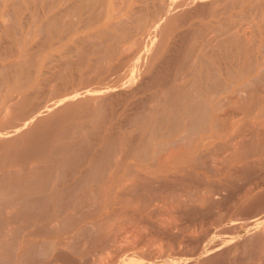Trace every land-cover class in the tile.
Listing matches in <instances>:
<instances>
[{"label":"rangeland","instance_id":"rangeland-1","mask_svg":"<svg viewBox=\"0 0 264 264\" xmlns=\"http://www.w3.org/2000/svg\"><path fill=\"white\" fill-rule=\"evenodd\" d=\"M13 3H16L15 4L16 9L14 8V5L12 6ZM161 4L164 6V8L160 7ZM8 5L10 7H7ZM160 9L164 12H161ZM132 11L133 13L134 12L135 13L131 14ZM8 12L10 14H8ZM4 14L7 15L6 18ZM133 15L137 16L135 17V19L139 21L138 24H137V20H135L134 18L133 19L135 21H133L132 19V17H134ZM148 15H151L150 18H148ZM51 17L54 19L52 20ZM156 17H158V19ZM139 19H143V20H139ZM151 19L152 21H155L153 24ZM46 20L47 22H49V24L46 22ZM119 20H121V22ZM134 22H136V24ZM141 22L144 24H142ZM141 24L142 26H139ZM233 24L234 26H232ZM240 24L244 25L243 28H245V30L242 27H240L241 26ZM150 25L152 26L154 25V27H151ZM227 26H229L230 28ZM237 26L240 27V29H238ZM139 27H141V29H139ZM227 28L231 29V32L227 31ZM138 30L141 31L138 32ZM215 30L217 31L219 30V32L216 31L217 32L216 34L218 35L219 33L222 39L226 35L225 38L228 40L225 39L226 41L221 43L223 46L220 45L219 41L221 38L218 37L219 35L217 36L213 34L215 33L214 32ZM225 30L227 31L228 34H226ZM240 30H243V32H241L242 34L239 32ZM236 31L237 33H239L240 37L242 36L241 38L239 37L240 39L242 40L245 39L247 41L249 38L252 41L248 42L247 44L246 41H240V39H237L238 34L237 37L235 36ZM222 32L224 36L221 35ZM233 32H234L233 36H235L234 38H232L233 36L230 37L231 34H233ZM246 32L248 34L251 33L249 34V37H247V39L244 36V35L246 36L248 35ZM125 34L126 35L131 34L130 35L131 39L130 36L129 37L127 36L126 38ZM90 35H94V36L96 35V36L91 37ZM228 35H230L229 37L233 41H229L230 38H227ZM216 37L218 38L216 39ZM125 38L127 39V41H125ZM218 39L219 41L217 42ZM263 39H264V0H102V3L100 0H94V1L93 0H0V67L1 66L4 67V71L0 70V76L3 74L1 77L3 78L5 76L4 78H6V80L4 78L2 80V78L0 77L1 78L0 106L1 107L3 106V108L0 107L1 109L0 126L4 125V123H6L7 125H9L10 123L13 124L14 117H15V124L16 123L18 124L17 126L13 125L14 126L13 128L16 127V129L14 130H11L13 129L11 127L12 124L9 125L11 127L9 133L11 135L7 132V130H9V126L5 124L7 126V127L5 126L6 128L0 127V134L2 133L1 134L2 137H0V160H2L0 161V163L2 164V167L0 166V174H1V178L2 176H4L3 178L7 180L6 177H9V173L10 171H12L10 170V168L14 170L16 168V171L18 168V172L20 171L21 174L18 173V176L16 174L14 178L20 177L18 179H15V180H19V183L16 185L17 187L20 185L19 188L21 187L23 188L19 189L16 186H13L17 188V189L13 188L17 192L15 193L14 192L15 190L13 191L11 188L10 194L12 196L14 194L17 196L18 193L19 195L20 193L25 194L22 196L21 195L17 196V197H21V199L20 198L19 199L22 200L19 202L20 204H18L19 200L16 199L15 195L13 196L14 199H12L10 195H7L10 192V190L8 191V189H10L9 187L11 184L10 181H8L11 180L10 177L7 180L8 182L6 183L7 185L4 182L0 181L1 183H4V185L2 184L3 187L0 188L6 190L4 192L5 195H7V197L9 196L11 198L10 202L12 201L15 202V204L13 202L14 204L13 206L8 200L9 197L7 199L6 196L3 194V191L0 190L2 191V193L0 192V203L2 204V202L4 201L5 204L7 203L9 205V206H6L7 204L5 205V210L9 209V207L11 206V209L8 210V214L6 215L5 213H7V210L3 211L2 209L4 208V205L2 204L3 205L2 208V205L0 204L1 206L0 211H2L0 212V221L2 220L10 221L11 224H14L12 225L11 228L7 225L8 222L7 223L2 222V224L0 222V244L4 245V247L0 245L1 264L8 263L10 257L12 258V256L15 257H13L11 259L12 261L10 260L11 262H9L8 264L10 263L15 264L16 261L17 264L20 263L19 261L23 260L22 258L23 252L27 251L24 249L30 248L29 245L31 244V241L32 243L33 241L35 242L33 243L34 245L31 244V248H33L34 250L30 248V252L29 250L27 251L31 253V255L25 252L24 254L26 255L23 256L25 262H22L20 264L23 263L30 264L31 262H32L31 264H78V263L93 264V257L97 255H99L97 256L98 258L96 257L97 263L94 264H104V263L107 264V262H109V264H132V263L134 264H264V255H263L264 239H262L264 236V207H262L264 206V103H263L264 101V68H263L264 40ZM237 41H240V45L244 46V47H240L241 50L239 49L240 45L238 46L239 42L237 43ZM215 43H217L218 45L217 50L218 51L220 50L219 52L217 50H214L217 48L216 47L217 45ZM212 45L214 46L213 48ZM226 46H230L229 47L230 55H228V47L226 48ZM232 46L236 48L231 49ZM122 47L123 49H121ZM226 49H227V54H226ZM213 50L215 52H213ZM221 50H224V52H222ZM233 50L236 52V54L234 53ZM212 52L214 53V58L212 56L213 54ZM222 53H224L225 55V56L223 55L224 57L221 56ZM8 54L9 56L12 55L11 56L12 58L7 56ZM111 54L114 55L111 56ZM233 55L237 57H234ZM245 56L246 57L248 56V58L250 57L251 59H248ZM19 58L20 61L18 60V62H20V64L18 62H17L18 64L16 63L19 67L17 66L16 67L18 68L21 77L22 76L25 77L26 75L24 74L26 73L27 74L26 77L28 78L29 76L31 77V75L28 74L33 73L32 74L33 77L28 78L32 80V81L30 80L31 83L29 82V84H27L28 82L23 81L24 79H21L16 67H12L13 66L12 63L14 62L13 64L15 66V62ZM22 59L26 60V62L24 61L21 62ZM118 61H120L121 65L119 64ZM21 63L23 64V68L20 67ZM7 64L9 66L11 65V67L8 68V66H6ZM30 64H31V69L32 70L34 69L32 73H29L30 68L28 69V66H30ZM114 64L116 66V67L114 66L115 69L113 68ZM26 65L27 67H25V71H24L23 69L24 66ZM246 65L247 67L245 68ZM243 66L245 70H243L244 69ZM3 67L0 69H3ZM106 67L107 69H105ZM118 67L121 70L123 68L124 69L120 71ZM11 68H13L14 73L12 72ZM239 68L243 70L241 73L239 72ZM260 68H262L263 70ZM110 69L111 70L114 69V71H111ZM209 69H211L212 70L211 72H214L216 75L213 76L214 74L212 73L211 76H213L212 77L213 80L217 79V82H219L220 84L224 83L223 84L224 86L223 85L220 86L221 89L223 86L224 92L221 91L222 93H219L220 89L216 91V89L219 87L217 86L218 84L216 85V83H214V81L213 83L217 87L215 86L216 89L215 87L214 89L211 87L214 90V92H209L210 85L214 86L211 81L212 79H210L211 84L208 81V75L211 74V73L209 74L210 71L208 72ZM6 70H9L11 73L7 72ZM109 73H113V74H109ZM14 74H17L18 76ZM204 74L206 75V77L203 76ZM196 75L198 77L200 76L199 80L198 77H196ZM257 75L258 76L261 75V77L259 78ZM211 76H209V78H211ZM7 77L9 78L7 79ZM12 77H15V80L17 78L18 81L13 80ZM201 77H205L206 81L204 79L201 80L202 79ZM252 77L255 78L258 77L259 79L254 78L257 81L250 83L249 81L253 79ZM106 78L108 80L110 79V81H108ZM19 79L22 81H19ZM103 79L106 80L103 81ZM207 81L209 82L210 85L208 84ZM15 82L16 84L17 82L18 84L21 82V84L24 86L22 87L21 84L19 85L17 84L22 88L20 87L16 88ZM23 82L26 83L27 87H25L26 85L23 84ZM11 83L12 85H14L13 88L11 87L12 86ZM243 83H245L246 85L249 84L248 85L249 87L248 86L245 87L244 86L245 84ZM207 84L209 85L208 88L206 87ZM227 84L231 85L230 88L227 87L228 86ZM240 85H243L244 88L247 89L246 90L243 89V86ZM82 87H84L83 88L84 90L81 89ZM227 88H229V91H227L228 90ZM14 89H16V91ZM88 89L91 90L89 91ZM76 90L78 93L76 92ZM122 90L125 91L122 92ZM244 90L245 92H242ZM61 91L63 93H60ZM119 91L121 93H119ZM238 91L240 93L242 92V94L240 95ZM187 92L191 95L192 94L195 95L196 97H200L197 99H202L203 102L206 101L208 106H205L207 104L205 102L204 105L202 100H200V104H198L199 101L195 99L196 97L193 98V96H190ZM215 92L217 93V95L215 96V98L213 96L212 99L211 96L214 95ZM236 92L238 93L237 95L238 98L235 96ZM53 93L55 95V96L53 95L54 98L51 97L52 96L51 94ZM111 93L114 94L112 95ZM116 94H118L120 97L117 96ZM180 94L182 96H180ZM186 94L190 98H188ZM107 96L110 97L109 100ZM16 97H18L19 99ZM183 97H187L184 98L185 102L183 100ZM48 98L50 102L47 103V105L45 106L44 103L47 102ZM210 98L211 101H209ZM229 98L231 99L229 101L230 103H228L227 101ZM56 99L61 101V103ZM101 99L102 100L104 99L103 103H101L102 102ZM190 99L194 100V102L192 100V103H195V101H197L196 103L197 106L195 105L196 108L194 106L195 109L199 107L198 109L202 110L204 107L202 108L201 104L203 103L202 105L205 106L204 108L205 111L204 110L203 111L206 113H203L202 111L199 112L198 109L195 111V109L193 108L194 109L193 112L196 113L197 115L195 116L194 113L191 114L192 109L189 110V108L186 106L188 105V103H191ZM222 99L224 100L222 101ZM225 99L227 101L226 105H224L226 102ZM238 99H239V103H237ZM220 100L222 101L221 103L219 102ZM11 101H12V106L14 104V106L16 107L13 109L12 107L11 108L9 107L10 109H12L10 111L8 109V106L5 105L7 104L10 105ZM73 101H74V105H73ZM94 101H96V103ZM105 101L108 102V104H106ZM17 102H19V104ZM67 102L68 103L70 102L68 104L69 106L66 105ZM81 102L84 104L82 105ZM231 102L233 103L236 102V103L232 104ZM77 103L79 104V106ZM91 103L93 105L95 104V107ZM109 103L111 104L109 105ZM36 104H39V106L43 104L44 106L42 105L40 106L42 108H40ZM191 104L189 107H192ZM35 105H36L35 107L36 109L34 108ZM214 105H216V107ZM18 106L22 114L24 115L21 114L19 108H17ZM171 106L173 108H171ZM32 107L33 110H31ZM61 107H63L64 109ZM71 107H74L76 111ZM206 107H208V111ZM92 108L95 109L97 108V109L94 110ZM187 108L188 111H186V113L190 112L191 114V116H189L190 114L188 115L187 113L188 117L184 115L185 114L184 112L185 110H187ZM15 109L16 112L14 111ZM34 109L36 111H34ZM41 109L43 110L39 111ZM164 109L165 112H163ZM4 110L5 111L7 110L6 111L7 113L10 111L11 114L10 113L7 114ZM25 110L27 112L23 113V111ZM166 111H168L170 114L167 113ZM197 111L199 114L197 113ZM96 112L99 114V116L97 115ZM201 112L203 114H201ZM85 113L87 114L85 115ZM89 113L92 117L89 115ZM173 113L176 114L179 118H177L176 115L174 116ZM233 114L235 117L233 116ZM3 115H5V118L3 117ZM84 115L86 118L84 117ZM161 115L165 116L166 119L164 117H163L164 119L161 118ZM198 115L199 116L202 115L205 119H207V121H205L203 117L198 118ZM210 115H213V119H215L216 117L218 121L214 120L213 123V119L212 117H210ZM10 116L11 118L13 117L12 119L13 122L12 120H10ZM21 116L24 117L22 118ZM82 116L84 117V119ZM93 116L98 117V119L97 118L95 119L98 122L93 119ZM168 116H172V117H168ZM1 117H3L4 119H1ZM189 117L190 118L192 117L194 122L189 121L188 119ZM91 118L93 119L92 123L97 122L96 123L97 127L94 125V123H93L94 127L92 126ZM175 118L179 120H175ZM42 119H44L43 122H39ZM49 119L51 120V123L54 120L53 123L48 125L49 123L47 122L46 125L43 126L42 123H44L45 120L50 121ZM87 119L88 120L91 119V120L87 122L88 121ZM159 119L163 121L161 122ZM194 119L196 120L200 119V121H197L198 123H196ZM201 119H204L202 120L203 122H201ZM57 122H58L57 124L58 127L56 125ZM176 123H178L177 126H174ZM193 123L194 125L195 123L197 124V126L195 125L196 127L195 129L193 128L194 127ZM204 123L207 126H204ZM222 123L224 124V127L227 128L226 129L227 132L219 134L221 130L224 129L223 131H225V128L223 127ZM21 124L24 125L21 126ZM39 124L43 126L42 130L46 126V128L44 129L45 133L42 132L43 134H40L41 132H39V129L41 127L39 126ZM54 124L55 127L52 126L54 127L52 128L51 125ZM84 124L85 125L91 124L92 127L91 126L88 127V125L84 126ZM170 124L171 126H174L171 127V130H170ZM37 125L39 126V128ZM80 126L85 128H81ZM142 126L144 128H141ZM181 126L182 129H180ZM191 126L194 130H192ZM86 127H88L89 129ZM188 128H191V130L186 131V129L188 130ZM46 129H48L47 131L50 130V133L52 134H49L46 131ZM82 129L88 133L86 134ZM85 129L88 131H86ZM51 130L54 132H51ZM169 131L170 134L172 135L169 134ZM83 132L85 134H82ZM6 133L7 136L4 135ZM21 133H23L22 136ZM182 133L184 134L186 133V134L184 135ZM179 134H182V136H180ZM10 137H12L13 139ZM128 138L130 140H128ZM181 138H183L185 142ZM24 139L25 140L27 139L28 142L27 140L25 141ZM140 139L142 141L145 140V143L147 144L148 147L149 146L152 147L153 145H154L153 147H155L156 144L154 143H157L158 148L157 147L155 148H157L158 150L159 147H162V149L160 148V150L158 151H156L155 149L154 152L152 147L149 148L150 149L149 150L148 148H145L146 144L142 142ZM29 140L33 142L34 146L31 145V143H29L31 142ZM133 140L135 142H133ZM228 140L232 141L233 143L228 142ZM20 141H22V143ZM24 141L26 144L24 143ZM173 141L175 142L170 143ZM51 142H53L55 145L57 144V146L53 145L54 146L53 147ZM107 142L110 145H108ZM121 142L123 145L127 143V145H124L125 147L123 146L125 149L127 148L126 151L128 152L131 151L129 150L130 148L133 151H136L135 148H137L138 151L141 152L137 151L139 153L138 154L137 152L131 151L132 154H134L135 156L129 152L130 155L129 158H127L124 161L126 152L124 151V148L120 147ZM147 142L149 143V145ZM234 142L236 144H234ZM49 143L51 145H49ZM65 143H66V147L64 145ZM133 143H135V145ZM187 143L189 144L191 143L189 145L190 148L186 147V145H188ZM40 144H42L41 148L44 150L40 148ZM141 144H145V146H142ZM179 144H183L184 146L182 145L181 146L182 148H180ZM198 144L200 145L198 146ZM237 144L238 146H236ZM77 145H79V147H77ZM88 145H90V147L92 148L90 147L88 148ZM128 145H130V147ZM30 146H33L35 149H33ZM36 146L40 148L41 150L40 152H42L41 154L39 152V148L36 149ZM49 146H52V151L56 150V152L55 151L52 152ZM69 146L70 147L75 146L73 147L74 148L73 151L75 153H73V151L71 150L73 148L72 147L70 148ZM106 146L108 148L107 150H106ZM28 147L32 148L33 150H36L37 152H39L40 155L38 154L39 156H36L35 155L37 154L36 151L33 152L32 149L29 150ZM61 147L62 149L64 148L63 151L66 150V153L65 151L62 152ZM81 147L84 148L82 149ZM117 147L120 150L116 149ZM143 148L149 150L150 152L146 150L143 151ZM179 148L180 151L177 150ZM228 148H231V150ZM68 149H70L71 151ZM76 149H78V151ZM85 149H87L89 152ZM99 149L101 150L99 151ZM121 149L123 150L122 152H120ZM170 149L171 152L172 150H174L175 153L177 151L178 153H180L179 155L176 154L175 156L179 159L178 164L176 162L175 164H173L174 162L172 163L169 162L170 161L169 159H173L174 161L176 160V158H174L175 154H173L172 157L170 156L172 153L170 154L168 153ZM22 150H26V151L22 152ZM27 150L33 154L29 153ZM82 150H85L86 152ZM102 150L104 152L101 153ZM116 150L119 153H115ZM185 150H189L190 152L187 151L188 152L187 153ZM25 152L26 154L27 153L31 154V155L27 154L30 157L32 155L35 156L31 157L32 159H29L30 157L28 158ZM50 152L54 153V156ZM71 152L72 155H70ZM83 152L86 154L82 155ZM152 152L156 154H151ZM234 152L236 153V155ZM140 153H142V155ZM232 153H234V156L232 155ZM7 154H10V156L13 154L14 156L10 157ZM51 154L53 157L51 156ZM117 154H123L125 156L122 157L121 155L120 156L121 159L117 160V158H119V155ZM166 154L170 156V158H166L169 160V161L167 160L169 163L166 162L165 156L168 157ZM182 154L184 155L180 157V155ZM20 155L24 157L23 160ZM61 155H62V160H61ZM99 155L100 157L103 155L102 158H100ZM139 155L140 157H143L142 159H144V161L139 160L140 159ZM195 155L198 157H196ZM50 156L51 158H49ZM66 156L73 157L71 159L72 160L74 159L73 161H75V163ZM75 156L77 159L75 158ZM113 156L115 158L114 159L115 162L119 161V163H121V161L122 162L124 161L126 164L122 163L123 166L120 164H115V162L113 161ZM18 157L21 158L19 159L21 161L17 159ZM54 157H56V159ZM98 157L100 159H98ZM25 158H28L27 159L28 162L25 160ZM63 158L65 160H63ZM163 159L165 160L163 161ZM51 160L53 161V163ZM56 160L59 161L56 162ZM94 160H97L98 162ZM69 161H72V163H74L75 165L72 164L71 162H70L71 164L69 165ZM111 161H113V163ZM13 162L15 164H13ZM59 162H64V163H62V166L58 168L57 163L59 164ZM110 162L114 165H112ZM161 162L165 164H162ZM30 163L31 164L34 163L33 168L37 169L35 170L36 173L33 172V174L36 177L42 175L39 174V170L40 173L42 172L44 174L41 176V179H39L40 182L37 180L38 178H36L35 180L33 174L32 175L26 174L29 173L30 171V170L27 171V168L31 169V167H28L31 165ZM93 163L95 165L97 164V166H94ZM27 164L28 166L26 167ZM45 164L47 165L45 166ZM64 164L65 167L63 168ZM79 164L81 165L79 166ZM129 164L130 165L132 164L134 168L132 166H131L132 168L129 166L128 169L127 165ZM21 165H23V167L25 168L24 171L26 170V172L21 171L23 170ZM54 165L55 167H53ZM115 165L116 166L118 165L117 169L121 166L120 167L121 171L120 169H118L120 172L117 173L118 170L116 169ZM47 166L50 168V171H47L48 170ZM90 166H92L93 168H91ZM111 166H113L112 169ZM44 168H46L47 170H45ZM54 168L56 169L58 168V169L54 170ZM114 168L117 171H115ZM34 169L32 171H34ZM88 169H89V173H88ZM91 169H93L94 171L92 170L93 171L92 172ZM133 169L135 171H133ZM129 170L133 172H130ZM6 171L9 173H7ZM51 171H53V173ZM113 171L116 172L117 174L115 173L116 175H113L114 173ZM13 172L15 171H12L11 178L14 176ZM50 172L52 173V175L53 174L54 175L52 176ZM124 173H126V175ZM29 175L32 177H30ZM55 175L57 176V178H54ZM112 175L114 177H112ZM50 176H52V178L55 180L57 179L58 182L55 180L51 181L50 179L52 178H50ZM58 177L60 180L58 179ZM33 178L34 181H36V183L33 182L32 180ZM46 180H49L48 183ZM29 181L35 183L36 184L35 187H33L34 184L28 185ZM43 181H45L44 185H42L43 183L41 184V182ZM54 181L57 182L58 185L54 183ZM24 182H27V184ZM15 183L11 185H14ZM46 183L48 186H46ZM109 183L110 185H108ZM24 184L27 187L24 188ZM38 184L42 186H38ZM49 184L51 186H49ZM54 185H56L55 188L58 192H60V195L57 191L52 190L54 188ZM78 185L81 187L79 188ZM105 185H107L108 190H110V187L111 189L114 188L115 192H113L114 190L108 191L107 189H105L106 188V187L104 188ZM44 186H45V190H44ZM93 186H95L96 188ZM101 186H103V190H104L103 192H101L102 189ZM99 187H101V189ZM27 188H29L28 191H26ZM39 188L44 190V191L41 190L43 195L50 194L51 196V197L45 196L46 198L43 200L46 203L43 202L42 200L43 196L39 192L40 190ZM75 188L76 190L78 189V191L76 190L74 191ZM125 188L126 191L128 190L127 192L125 191ZM121 189L122 191L123 190L124 191L122 192ZM47 190L49 192H55V193L51 195V193H49ZM70 190H72L73 193H71ZM85 190H87L88 192L84 193L86 192ZM93 190L95 191L93 192ZM89 191L92 193H90ZM105 192L107 193V195ZM117 192H120L122 194L120 193L118 194ZM124 192L128 193V195L131 196L125 195L126 193ZM39 193L41 195H38ZM94 193H97L98 195L97 194L94 195ZM100 193H102V197L106 196L105 198L101 197L102 201L99 200ZM113 193H116L119 196L117 195L118 196L117 197L114 194V198H113L112 196ZM70 194L71 195L73 194L72 199ZM77 194H79L80 196ZM85 194L87 195L85 196ZM88 195L90 199L88 198ZM92 195H94V197ZM108 195L111 196L109 197L111 199L108 198ZM120 195H124L122 196L124 198L125 196L126 198L127 197L132 198L134 202L128 198L127 200H131L130 203L134 205H131L129 201L126 204L125 202L124 203L121 202L122 205L119 202L116 203V201L125 200L124 198H121ZM1 196H3L5 199L2 198ZM25 196L29 198L23 201V199H26ZM32 197L36 199L32 200ZM61 197L63 198L67 197V199L70 197V199L68 200L66 198L62 199ZM82 197L84 198V203L82 202L83 201ZM51 198H53V200ZM120 198L122 200H119ZM37 199L39 202L37 201ZM60 200L62 201L61 203L62 205L59 203ZM30 201L32 204L30 203ZM94 201L96 204L93 203ZM108 201L110 203H108ZM23 202L25 203L22 204ZM98 202L100 206L98 205ZM88 203L89 204L91 203V205H89ZM27 204L29 205L31 204V205L29 206ZM16 205L17 207H15ZM19 205L20 207L18 208ZM24 205H26L27 208ZM55 205H59V206L61 205L60 207L56 208L57 210L56 213H55V207H56ZM169 205L170 207H166ZM63 206H66V210H64L65 207L63 208ZM76 206H80L81 208ZM128 206H132V207H128ZM21 207H25V209L23 208V210H27V212L25 211L23 212V210L20 209ZM42 207L43 210H41ZM70 207L73 208L71 209ZM104 207L106 209H104ZM89 208L91 209V211ZM159 208H164V209L162 210ZM15 209L17 211H15ZM95 209H97V211H95ZM10 210L11 211L13 210L12 212H14V214H18V215L20 214V217H22L23 215V218H19V216H15L14 219V221L18 218L21 219V221L23 220L21 222L22 224L21 223L17 224L19 219L16 220L15 223H13V219L11 217H14L13 216L14 214H11L12 212ZM28 210H32V212L31 211L29 212ZM61 210L64 211L63 214H61L62 212ZM72 211L74 212L73 213L74 216L72 214ZM125 211H126L125 214L122 213ZM129 211L130 212L133 211L134 213L131 214ZM165 211L167 213L170 212V215L169 213L168 214L166 213L165 215ZM41 212L44 214H42ZM156 212L157 214L161 212V214L159 215L160 217L161 215H163L162 217L165 216L164 218L165 220H163L162 217L160 218L159 215L157 216ZM83 213H85L86 215L89 213V215L86 216L85 214L83 215ZM111 213H113L114 216ZM115 213H117L118 216ZM138 213H140L141 215H139ZM4 214H5V218H4ZM94 214L96 215L94 216ZM122 214H124L125 216ZM38 215L40 216V221L38 218H36L38 217ZM50 215L52 216V218L54 217V215L57 216L59 218L58 221L60 219L61 220L59 222L57 220L53 222L52 220L57 219V217H54V219H52ZM104 215H107L108 218H106V216ZM128 215L129 216L131 215L132 218L129 217ZM44 216L47 217L49 221ZM84 216H86L87 218ZM8 217H10L11 219H8ZM138 217L141 220L138 221L139 219ZM96 219H101V220H97L98 222L96 223L95 222ZM31 220L34 225L33 224L30 225V223H32ZM65 220H67L68 224L63 229L66 223ZM109 220L111 221L109 222ZM24 221H28L29 226L25 225L27 222ZM102 221L104 223L106 222L109 223L103 226L104 223ZM57 222L60 224V227ZM60 222L63 223L61 224ZM170 222H172L171 223L172 225L171 224L168 225ZM160 223H162V225ZM163 223L167 227H165ZM3 224H6L8 227H5V225ZM24 225L27 228L25 227L24 229ZM35 225L37 226V228L35 227ZM3 226L6 228V232ZM49 226L50 227L52 226L51 228H53V230L50 229L51 233L44 232L46 228L47 231H49L50 228ZM72 226L73 227L76 226L75 229L72 228ZM41 227L44 228L42 229ZM61 227L63 230L61 229ZM18 228H20L19 231L22 230L21 228H23L24 232L23 231L19 232L18 230L16 231V229ZM33 229H37L39 232ZM70 229L73 230L71 231ZM95 229L98 230L99 233L95 231ZM106 229L108 230L106 231ZM74 230L76 231V234L77 231H79L77 235L74 234L75 233ZM42 231L43 233L41 234ZM138 231L140 233H138ZM30 232H31V236L29 235L28 236L30 237V239L32 238L31 241L29 240V237L26 235V233L29 234ZM132 232L133 234H131ZM135 232H137L139 235L140 234L145 235L146 241L143 240L145 239V236L143 237L139 236ZM109 233L112 238L115 236V238H113L114 241L109 236ZM82 235L84 238L82 237ZM125 236L129 238H127L126 240ZM130 236L132 237L137 236L135 238L139 240L137 239L135 240L138 241V243L141 242L143 243V241L144 243L142 245L141 244L139 245L137 244L136 241H133ZM260 236H262V238ZM18 237L21 239L20 240L17 239L16 241V238ZM138 237H142V238H138ZM5 238L8 240V244ZM26 238L30 241V243L26 240ZM69 238L71 241L69 240ZM73 238L74 240H72ZM86 238L87 241H84ZM75 239L76 241L77 240L79 241L76 242ZM21 240L22 242L27 241V243L23 242V244H21ZM102 240L105 241L106 243L108 242L109 243L106 245V243L103 242ZM125 240L128 241L127 244H125L126 243ZM140 240L142 241L139 242ZM131 241L134 243L135 246L137 245L136 247L137 250H135L136 249L135 247H132L134 245ZM114 242L117 243L114 244ZM24 244H26V246ZM20 245L21 246L24 245V247H20ZM39 245L40 246L44 245V246L39 247ZM138 245L140 248H138ZM127 246H131V247H128L129 249H127ZM38 247L42 249H39ZM97 247L98 250L96 249ZM14 248H16V250ZM22 248H24L23 251H20L22 250ZM49 248L51 252L50 250L49 252L47 251ZM10 250L11 251L13 250L14 252H11ZM89 250L91 253L94 252L93 254H97V255L93 256L92 254L91 256L90 255L91 253H88ZM120 250L121 252L119 253ZM126 251H128V253H126ZM59 252H61L62 254ZM18 253H20L19 255L22 256L21 257L19 256L17 260ZM38 253L40 254L38 255ZM82 253L83 256H81ZM86 253H88L89 255ZM111 253L113 255H111ZM27 254H29L31 257L29 255L27 256ZM58 254L59 255L61 254L60 255L61 257ZM84 255H88V257H86L87 259H85ZM110 256H112L111 259L109 258ZM85 260L88 261L85 263ZM110 260L112 261L111 263ZM75 261H77L78 263Z\"/></svg>","mask_w":264,"mask_h":264},{"label":"bare ground","instance_id":"bare-ground-1","mask_svg":"<svg viewBox=\"0 0 264 264\" xmlns=\"http://www.w3.org/2000/svg\"><path fill=\"white\" fill-rule=\"evenodd\" d=\"M93 1H94V0H93ZM100 1H101V3H102V0H100ZM91 2H92V1H91ZM171 2H172V1H171ZM174 2H175V1H174ZM15 4H16V3H13V4H12V6L14 5V8H15ZM170 4H171V3H170ZM181 4H182V3H181ZM10 5H11V4H10ZM167 5H168V4H167ZM69 6H71V5H69ZM69 6H67V7H69ZM7 7H10V6L8 5ZM160 7L164 8V6H163L162 4L160 5ZM160 7H159V8H160ZM159 8H158V10H159ZM8 9H9V8H8ZM15 9H16V8H15ZM67 9H68V8H67ZM167 9H168V7H167ZM9 10H10V9H9ZM9 10H8V11H9ZM158 10H157V11H158ZM160 10H161V9H160ZM157 11H156V12H157ZM169 11H171V10H169ZM161 12H164V11L161 10ZM161 12H160V13H161ZM167 12H168V11H167ZM134 13H135V12H134ZM134 13H133V11H132L131 14H134ZM150 13H151V12H150ZM8 14H10V13L8 12ZM151 14H152V13H151ZM154 14H155V13H154ZM156 15H157V14H156ZM4 16H5V18L7 17V15H5V14H4ZM133 16H134V17H132V19H133V18L135 19V17H137L136 15H133ZM150 16H151V15H148V18H150ZM152 16H153V15H152ZM130 17H131V16H130ZM146 17H147V16H146ZM172 17H173V16H172ZM51 18H52V17H51ZM51 18H50V19H51ZM151 18H153V17H151ZM156 18L158 19V17H156ZM161 18H162V17H161ZM173 18H174V17H173ZM53 19H54V18H52V20H53ZM134 19H133V21L137 20V19H135V20H134ZM47 20H49V19H47ZM47 20H46V22H47ZM139 20H143V19H139ZM144 20H145V18H144ZM160 20H161V19H160ZM119 21L121 22V20H119ZM119 21H117V22H119ZM151 21H152V19H151ZM50 22H51V20H50ZM142 22H144V21H142ZM142 22H141V23H142ZM154 22H155V21H152V24H153ZM47 23L49 24V22H47ZM134 23L136 24V22H134ZM138 23H139V21L137 20V24H138ZM142 24H144V23H142ZM142 24L139 25V26H142ZM236 24H237V23H236ZM154 25H155V24H154ZM154 25H153V26L150 25V26H151V27H154ZM160 25H161V24H160ZM160 25H159V26H160ZM240 25H241L240 27H242V28L244 27V25H242V24H240ZM43 26H44V25H43ZM232 26H234V24H233ZM160 27H161V26H160ZM227 27H229V26H227ZM240 27L237 26L238 29H240ZM136 28H137V26H136ZM149 28H150V27H149ZM229 28H230V27H229ZM229 28H227V31H230V32H231V29H229ZM233 28H235V27H233ZM237 28H236V29H237ZM139 29H141V27H139ZM228 29H229V30H228ZM243 29L245 30V28H243ZM139 31H141V30H138V32H139ZM216 31H217V30H215V31H214L215 33H213V34L217 35L216 33L219 32V30H218L217 32H216ZM222 31H223V30H222ZM225 31H226V30H225ZM225 31H224V33H225ZM227 31H226V34H228ZM232 31H233V29H232ZM129 32H131V31H129ZM239 32L241 33V32H243V30H240ZM132 33H133V31H132ZM235 33H236V34H235L236 37H237V34H238V38H237V39H240V38L242 37V36H241V37L239 36V33H237V31H236ZM244 33H245V32H244ZM246 33H247V32H246ZM241 34H242V33H241ZM247 34H248V33H247ZM249 34H251V33H249ZM249 34H248L247 36L244 35V34H243V35H244V36L246 37V39H247V37H249ZM125 35H126V34H125ZM130 35H131V34H130ZM130 35L127 34L125 37L127 38V36L129 37ZM218 35H219V33H218ZM218 35H217V36H218ZM221 35H223V32L221 33ZM233 35H234V32H233V34H231V36L228 35L227 38H230V37H232ZM90 36L93 37L94 35H90ZM95 36H96V35H95ZM95 36H94V37H95ZM213 36H214V35H213ZM223 36H224V35H223ZM229 36H230V37H229ZM235 36H233L232 38H234ZM244 36H243V37H244ZM250 36H252V35H250ZM211 37H212V36H211ZM218 37L221 38L220 41H219V39L217 40V42H218V41L220 42V45H222V44H221L222 42L228 40V39L225 38L226 35L224 36L223 39H222V37H220V35H219ZM218 37H216V39H217ZM239 37H240V38H239ZM245 37H244V38H245ZM83 38H85V37H83ZM126 38H125V41H127ZM212 38H213V37H212ZM244 38H243V39H244ZM130 39H131V36H130ZM209 39H210V38H209ZM225 39H226V40H225ZM237 39H236V40H237ZM221 40H222V41H221ZM263 40H264V39H263ZM80 41H81V40H80ZM229 41H233V40L230 38ZM229 41H227V42H229ZM240 41H246V40H245V39H244V40L240 39ZM240 41H237V43L239 42L238 46L240 45ZM251 41H252V40H250V39L248 38V40L246 41V44H247L248 42H251ZM213 42H214V41H213ZM227 42H225V43H227ZM235 42H236V41H235ZM233 43H234V42H233ZM244 43H245V42H244ZM244 43H241V44H244ZM215 44L217 45V43H215ZM215 44H214V45H215ZM228 44H229V43H228ZM246 44H245V45H246ZM128 45H129V44H128ZM216 45H215V46H216ZM220 45H219V46H220ZM231 45H232V44H231ZM114 46H115V45H114ZM222 46H223V45H222ZM115 47H116V46H115ZM126 47H127V46H126ZM126 47H125V48H126ZM213 47H214V46L212 45V48H213ZM216 47H217V48L214 49V50H217V49H218V45H217ZM220 47H221V46H220ZM227 47H228V55H230V53H229V47H230V46H226V48H227ZM240 47H244V46H243V45H240V46H239V49L241 50ZM129 48H130V47H129ZM233 48H234V46H232L231 49H233ZM235 48H236V47H235ZM235 48H234V49H235ZM121 49H123V47H122ZM221 49H222V48H221ZM223 49H224V48H223ZM237 49H238V48H237ZM237 49H236V50H237ZM239 49H238V50H239ZM242 49H243V48H242ZM214 50H213V52H215ZM240 50H239V51H240ZM117 51H118V49H117ZM117 51H116V52H117ZM121 51H122V50H121ZM125 51H126V50H125ZM127 51H128V49H127ZM209 51H210V50H209ZM209 51H208V53H209ZM217 51H218V50H217ZM219 51H220V50H219ZM219 51H218V52H219ZM221 51L224 52V50H221ZM233 51H234V50H233ZM123 52H124V51H123ZM213 52H212V53H213ZM11 53H13V52H11ZM231 53H232V50H231ZM234 53L236 54L235 51H234ZM234 53H233V54H234ZM215 54H216V53H215ZM226 54H227V49H226ZM235 54H234V55H235ZM15 55H16V54H15ZM18 55H20V54H18ZM18 55H17V56H18ZM112 55H114V54H111V56H112ZM121 55H122V54H121ZM207 55H209V54H207ZM223 55H224V53H222L221 56H223ZM234 55H233V56H234ZM7 56H9V54H8ZM11 56H12V55H11ZM11 56H9V57H11ZM115 56H116V55H115ZM212 56H213V58H214V53L212 54ZM224 56H225V55H224ZM224 56H223V57H224ZM239 56H240V54H239ZM243 56H244V55H243ZM250 56H251V55H250ZM120 57H121V56H120ZM120 57H119V58H120ZM217 57H218V54H217ZM234 57H237V56H234ZM245 57H246V56H245ZM11 58H12V57H11ZM215 58H216V56H215ZM246 58H248V56H247ZM246 58H245V59H246ZM5 59H6V58H5ZM111 59H112V58H111ZM197 59H198V58H197ZM248 59H251V58L249 57ZM18 60L20 61V58L16 60V62H15V66H14V64H13L14 62L12 63V65H13L12 67H16V66L19 67L17 64H18V63L20 64V62H18ZM108 60H109V59H108ZM122 60H123V59H122ZM22 61L26 62V60H23V59L21 60V62H22ZM109 61H110V60H109ZM17 62H18V63H17ZM24 62H23V63H24ZM27 62H28V61H27ZM110 62H111V61H110ZM118 62H119V64H120V61H118ZM118 62H117V63H118ZM124 62H125V61H124ZM16 63H17V64H16ZM29 63H30V61H29ZM106 63H107V62H106ZM121 63H122V62H121ZM26 64H27V63H26ZM107 64H108V63H107ZM37 65H38V64H37ZM108 65H109V64H108ZM120 65H121V64H120ZM6 66H8V68L11 67V65L9 66L8 64H7ZM35 66H36V65H35ZM38 66H39V65H38ZM114 66H115V64L113 65V68H114ZM2 67H3V66H1L0 68H2ZM17 67H16V69L18 70ZM20 67L23 68V64H22V63H21V66H20ZM25 67H27V65L24 66V69H23L24 71H25ZM107 67H108V66H107ZM107 67H106L105 69H107ZM115 67H116V66H115ZM123 67H124V66H123ZM246 67H247V65L245 66V68H246ZM5 68H6V67H5ZM29 68H30V69H29ZM41 68H42V67H41ZM97 68H98V67H97ZM111 68H112V67H111ZM118 68H119V67H118ZM241 68H242V65H241ZM241 68H239V72H240V73H241L243 70H245L244 66H243V68H244L243 70H242ZM263 68H264V67H263ZM11 69H12V72L14 73L13 68H11ZM14 69H15V68H14ZM28 69H29V73H32V71L34 70V69H33V70L31 69V64H30V66H28ZM105 69H104V70H105ZM114 69H115V68H114ZM114 69H113V70L110 69V70H111V71H114ZM119 69H120V68H119ZM123 69H124V68H123ZM123 69H122V70H123ZM207 69H208V68H207ZM260 69H262V68H260ZM0 70H3V71H4V67H3V69H0ZM17 70H16V71H17ZM26 70H27V69H26ZM122 70L120 69V71H122ZM251 70H252V69H251ZM253 70H254V68H253ZM253 70H252V71H253ZM262 70H263V69H262ZM3 71H2V72H3ZM6 71H7V72H10L9 70H6ZM6 71H5V72H6ZM27 71H28V70H27ZM30 71H31V72H30ZM106 71H108V70H106ZM209 71H210V72H209ZM211 71H212L211 69L208 70L209 74L211 73L210 75H208V81L210 82V84H211V81H212V84H213L214 86H211V85L209 84V82L207 81L208 84L210 85V87H209L208 84H207L206 87H207V88L209 87V89L212 90V91H210V90L208 89L209 92H214L213 89H214V87H215L217 84H218L217 86H218L219 88L216 89V87H217V86H216V87H215L216 91L220 89V90H219V93H222L221 91L224 92V90H223V86H224L223 84H224V83H223V84H220L219 82H217V79H216V78H215L216 80H213L212 77H213V76H216V75H215L214 72H211ZM39 72H40V70H39ZM109 72H110V71H109ZM117 72H118V70H117ZM208 72H207V73H208ZM262 72H263V71H262ZM3 73H4V72H3ZM10 73H11V72H10ZM15 73H16V72H15ZM18 73H19V70H18ZM23 73H25V72H23ZM113 73H116V72H113ZM113 73H109V74H113ZM212 73L214 74L213 76H211ZM21 74H22V72H21ZM32 74H33V73H32ZM32 74H28V75H31V77H33ZM109 74H108V75H109ZM118 74H119V73H118ZM118 74H117V76H118ZM191 74H192V73H191ZM2 75H3V74H2ZM2 75H1V76H2ZM14 75H17V74H14ZM14 75H13V76H14ZM24 75L27 76L26 73H25ZM122 75H123V74H122ZM1 76H0V77H1ZM6 76H7V75H6ZM8 76H9V75H8ZM17 76H18V75H17ZM19 76L21 77L20 73H19ZM26 76H25V77H26ZM117 76H116V77H117ZM203 76L206 77L205 74H204ZM209 76H211V78H209ZM257 76H258V75H257ZM4 77H5V76H4ZM4 77H3V78H4ZM15 77H16V76H15ZM15 77H12L13 80H15ZM25 77L22 76L21 79H24L23 81H26V82H28L27 84H29V82H30L31 79H28V78H29L30 76H29L28 78L26 77L27 80H26ZM31 77H30V78H31ZM193 77H194V76H193ZM196 77H198V76L196 75ZM199 77H200V76H199ZM199 77H198V80H199ZM205 77H201V78H202L201 80L204 79V80L206 81ZM258 77L260 78L261 75L258 76ZM258 77H257V78L252 77V78H253V79H254V78H255V79H259ZM1 78H2V77H1ZM1 78H0V79H1ZM3 78H2V80H3ZM8 78H9V77H7V79H8ZM18 78H19V77H18ZM4 79L6 80V78H4ZM106 79H107V78H106ZM106 79H103V81L106 80ZM134 79H135V78H134ZM195 79H196V78H195ZM210 79H212V80L210 81ZM238 79H239V78H238ZM253 79H252L251 81H249V82L251 83V82L257 81V80H255V79H254V80H253ZM5 80H4V81H5ZM16 80H17V78H16ZM16 80H15V81H16ZM28 80H29V81H28ZM107 80H108V79H107ZM112 80H113V79H112ZM120 80H121V79H120ZM239 80H240V79H239ZM0 81H1V80H0ZM17 81H18V80H17ZM19 81H22V80L19 79ZM31 81H32V80H31ZM108 81H110V79H109ZM108 81H107V82H108ZM114 81H115V80H114ZM213 81H214V83H216V85L213 83ZM115 82H116V81H115ZM247 82H248V81H247ZM2 83H3V82H2ZM9 83H10V82H9ZM12 83H13V82H12ZM12 83H11V85H12ZM30 83H31V82H30ZM126 83H127V82H126ZM13 84H14V83H13ZM17 84H18V82H17ZM17 84H16V82H15V85H16L15 87H16V88H19V87L22 88V87L24 86V85L21 84V82H20L19 84H21L22 87H21V86H18L19 84H18V85H17ZM23 84L26 85L25 82H23ZM105 84H106V83H105ZM219 84H220V85H219ZM243 84H245V83H243ZM102 85H103V84H102ZM102 85H101V86H102ZM110 85H111V84H110ZM221 85H223V86H222V89L220 88ZM227 85H228V84H227ZM248 85H249V84H247V85L245 84L244 86L246 87V86H248ZM13 86H14V85H12L11 87L13 88ZM95 86H96V85H95ZM95 86H94V87H95ZM101 86H100V87H101ZM230 86H231V85H228L227 87L230 88ZM240 86H243V85H240ZM240 86H239V87H240ZM244 86H243V89L246 90L247 88H244ZM25 87H27V85H26ZM100 87H99V88H100ZM122 87H123V86H122ZM211 87H212L213 89H212ZM248 87H249V86H248ZM12 88H11V89H12ZM83 88H84V87H82L81 89H83ZM91 88H92V87H91ZM99 88H98V89H99ZM101 88H102V87H101ZM181 88H182V87H181ZM229 88H227V89H228L227 91H229ZM103 89H104V87H103ZM106 89H107V88H106ZM243 89H242V90H243ZM14 90L16 91V89H14ZM83 90H84V89H83ZM88 90H89V89H88ZM90 90H91V89H90ZM90 90H89V91H90ZM108 90H109V89H108ZM235 90H236V89H235ZM237 90H238V88H237ZM245 90L242 91V92H245ZM72 91H73V90H72ZM72 91H71V92H72ZM79 91H80V89H79ZM98 91H100V90H98ZM124 91H125V90H124ZM124 91L122 90V92H124ZM76 92H77V90H76ZM92 92H93V91H92ZM113 92H114V91H113ZM182 92H183V91H182ZM242 92L240 93V92L238 91V93H240V95L242 94ZM60 93H63V92L61 91ZM60 93H59V94H60ZM77 93H78V92H77ZM116 93H117V92H116ZM119 93H121V92L119 91ZM180 93H181V90H180ZM187 93H188V92H187ZM238 93H237V92H236V94L234 93L235 96H236L237 98H238V96H237ZM55 94H56V93H55ZM70 94H71V93H70ZM73 94H74V93H73ZM88 94H89V93H88ZM107 94H109V93H107ZM111 94H112V93H111ZM113 94H114V93H113ZM113 94H112V95H113ZM188 94H189V93H188ZM11 95H12V94H11ZM51 95H52L51 97L54 98V96H55L54 93L51 94ZM53 95H54V96H53ZM112 95H110V96H112ZM116 95L119 96L118 94H116ZM121 95H122V94H121ZM184 95H185V92H184ZM189 95H190V96H193V98L196 97V96L193 95V94H192V95L189 94ZM216 95H217V93L215 92V94L212 95L211 98L213 99V96H214V98H215ZM26 96H27V95H26ZM96 96H97V95H96ZM180 96H182V95L180 94ZM186 96L188 97L187 94H186ZM12 97H13V96H12ZM18 97H19V96H18ZM18 97H16V98H18ZM59 97H60V96H59ZM97 97H98V96H97ZM107 97H108V96H107ZM107 97H106V98H107ZM119 97H120V96H119ZM187 97H183L184 102H185V99H184V98H187ZM10 98H11V97H10ZM63 98H65V97H63ZM94 98H95V97H94ZM102 98H103V97H102ZM106 98H105V99H106ZM109 98H110V97H108V100H109ZM111 98H112V97H111ZM188 98H190V97H188ZM197 98H200V97H196V98H195L196 100L199 101L198 104H200V100H202V99H197ZM211 98H210L209 101H211ZM232 98H234V97H232ZM18 99H19V98H18ZM27 99H28V98H27ZM178 99H179V98H178ZM226 99H227V98H226ZM226 99H225V101H226ZM8 100H9V99H8ZM11 100H12V99H11ZM45 100H46V99H45ZM50 100H51V99H50ZM56 100H58V99H56ZM82 100H83V98H82ZM86 100H87V99H86ZM91 100H93V99H91ZM95 100H97V99H95ZM99 100H100V99H99ZM101 100H102V99H101ZM103 100H104V99H103ZM103 100H102L101 103L104 102ZM110 100H111V99H110ZM179 100H180V99H179ZM183 100H182V102H183ZM192 100H193V99H192ZM192 100L190 99V102H191V103H192ZM223 100H224V99H222V101H223ZM230 100H231L230 98L227 100L228 103H230V102H229ZM22 101H23V100H22ZM26 101H27V100H26ZM51 101H52V100H51ZM58 101H59V100H58ZM66 101H67V100H66ZM66 101H65V103H66ZM79 101H81V100H79ZM186 101H188V100H186ZM222 101L220 100L219 102L221 103ZM227 101L225 102V104H224V103H223V104L226 105ZM236 101H237V100H236ZM43 102H45V101H43ZM43 102H42V103H43ZM49 102H50V101H49V98H48V99H47V102H45L46 104L44 103V105L46 106L47 103H49ZM59 102L61 103V101H59ZM77 102H78V101H77ZM85 102H86V101H85ZM92 102H93V101H92ZM94 102L96 103V101H94ZM99 102H100V101H99ZM99 102H97V103H99ZM105 102H106V101H105ZM109 102H110V101H109ZM193 102H194V100H193ZM202 102H203V100H202ZM205 102H206V101L203 102L204 105H205ZM9 103H10V102H9ZM17 103L19 104V102H17ZM17 103H16V105H17ZM31 103H32V101H31ZM33 103H34V102H33ZM62 103H63V102H62ZM65 103H64V104H65ZM69 103H70V102H69ZM69 103L67 102L66 105H68ZM89 103H90V101H89ZM112 103H113V102H112ZM191 103H188V105H186V106L189 108V110L192 109V110H191V111H192L191 114H193V113H194L193 110H194V109L196 108V106H197V105H196L197 101H195V103H192L193 105H192ZM203 103H202V104H203ZM231 103L234 104V103H236V102H234V103L231 102ZM237 103H239V99H238ZM263 103H264V101H263ZM20 104H21V103H20ZM23 104H24V103H23ZM29 104H30V103H29ZM77 104H78V103H77ZM77 104H76V105H77ZM81 104L83 105L84 103L81 102ZM91 104H92V103H91ZM106 104H108V102H106ZM110 104H111V103H109V105H110ZM190 104H191L192 107H189ZM202 104H201L202 108H203V107L205 108V106H208L207 102H206L207 105H205V106L202 105ZM212 104H213V103H212ZM216 104H217V103H216ZM218 104H219V103H218ZM32 105H34V104H32ZM32 105H31V106H32ZM36 105H38V107H40V106H42L43 104H41L40 106H39V104H36ZM36 105L34 106V108L36 107ZM44 105H43V106H44ZM53 105H54V104H53ZM71 105H72V104H71ZM73 105H74V101H73ZM85 105H86V104H85ZM92 105H93V104H92ZM195 105H196V106H195ZM5 106H8V109H9L10 111H11L13 108L16 107V106H14V104H13L14 107L12 106V101H11L10 105L7 104V105H5ZM23 106H24V105H23ZM23 106H22V107H23ZM64 106H65V105H64ZM68 106H69V105H68ZM78 106H79V104H78ZM93 106L95 107V104H94ZM186 106H185V109H186ZM194 106H195V108H194ZM214 106L216 107V105H214ZM220 106H221V105H220ZM0 107H1V106H0ZM9 107H10V108L12 107V109H10ZM22 107H21V108H22ZM29 107H30V106H29ZM38 107H37V108H38ZM75 107H77V106H75ZM81 107H82V106H81ZM167 107H168V106H167ZM217 107H218V105H217ZM222 107H223V106H222ZM1 108H3V106H2ZM17 108H19V106H18ZM40 108H42V107H40ZM46 108H47V107H46ZM61 108H63V107H61ZM65 108H66V107H65ZM71 108L74 109V107H71ZM71 108H70V109H71ZM79 108H80V107H79ZM100 108H101V107H100ZM171 108H173V107L171 106ZM188 108H187V110H185V112H184V113H185L184 115H186V116H187V113H188V112L186 113V111H188ZM193 108H194V109H193ZM198 108H199V107H197V109H198ZM204 108H203L202 110H199V109H198L199 112L202 111L203 113H206V112H204V111H205ZM213 108H214V107H213ZM233 108H234V107H233ZM6 109H7V108H6ZM8 109H7V110H8ZM35 109H36V108H35ZM35 109H34V111H36ZM38 109H39V108H38ZM49 109H51V108H49ZM63 109H64V108H63ZM88 109H89V108H88ZM88 109H87V110H88ZM92 109L96 110L97 108H96V109H95V108H92ZM181 109H182V108H181ZM181 109H180V110H181ZM197 109H195V111H196ZM206 109H207V111H208V107H206ZM220 109H221V108H220ZM262 109H263V108H262ZM0 110H1V109H0ZM7 110H6V111H7ZM19 110H20V108H19ZM31 110H33V107H32ZM42 110H43V109H41V110H39V111H42ZM74 110H75V109H74ZM90 110H91V107H90ZM175 110H176V109H175ZM175 110H174V111H175ZM203 110H204V111H203ZM210 110H211V109H210ZM233 110H234V109H233ZM4 111H5V110H4ZM6 111H5V112H6ZM10 111H9L8 113H10ZM14 111L16 112V109H15ZM45 111H46V109H45ZM52 111H53V110H52ZM54 111H55V110H54ZM66 111H68V110H66ZM75 111H76V110H75ZM101 111H102V110H101ZM172 111H173V110H172ZM218 111H220V110H218ZM1 112H2V111H1ZM20 112H21V110H20ZM26 112H27L26 110L23 111V113H26ZM32 112H33V111H32ZM94 112H95V111H94ZM163 112H165V109L163 110ZM166 112L169 113L168 111H166ZM175 112H176V111H175ZM202 112H201V114H203ZM213 112H214V111H213ZM213 112H211V113H213ZM235 112H236V111H235ZM6 113H7V112H6ZM6 113H5V114H6ZM8 113H7V114H8ZM28 113H29V110H28ZM28 113H27V114H28ZM92 113H93V111H92ZM96 113H97V112H96ZM99 113H100V110H99ZM197 113H198V111H197ZM233 113H234V112H233ZM2 114H3V113H2ZM7 114H6V115H7ZM10 114H11V113H10ZM21 114H22V112H21ZM21 114H20V115H21ZM34 114H35V113H34ZM34 114H33V115H34ZM55 114H56V113H55ZM55 114H54V115H55ZM86 114H87V113H85V115H86ZM169 114H170V113H169ZM189 114H190V112L188 113V115H189ZM191 114H190L189 116H191ZM194 114H195V116L197 115L196 113H194ZM198 114H199V113H198ZM218 114H219V113H218ZM20 115H19V116H20ZM22 115H24V114H22ZM40 115H41V114H40ZM46 115H47V114H46ZM51 115H52V114H51ZM85 115H84V117H85ZM89 115H90V113H89ZM97 115L99 116L98 113H97ZM173 115L175 116L176 114L173 113ZM184 115H182V116H184ZM206 115H207V114H206ZM1 116H2V115H1ZM29 116H30V115H29ZM44 116H45V115H44ZM90 116H91V115H90ZM94 116H95V115H94ZM94 116H93V119H94V120H95L96 118L98 119V117H94ZM159 116H160V115H159ZM159 116H158V117H159ZM186 116H184V117H186ZM233 116H234V114H233ZM3 117L5 118V115H3ZM3 117H1V119H4ZM7 117H9V116H7ZM21 117L23 118L24 116H21ZM54 117H55V116H54ZM82 117H83V116H82ZM84 117H83V119H84ZM91 117H92V116H91ZM100 117H101V116H100ZM163 117L165 118V116L161 115V118H163ZM168 117H172V116H168ZM176 117L179 118L177 115H176ZM187 117H188V116H187ZM193 117H194V116H193ZM199 117L201 118V117H203V116H202V115H200V116L198 115V118H199ZM210 117H212V119H213V115H210ZM231 117H232V116H231ZM234 117H235V116H234ZM256 117H257V116H256ZM17 118H18V117H17ZM28 118H30V117H28ZM46 118H47V117H46ZM48 118H50V117H48ZM85 118H86V117H85ZM161 118H160V119H161ZM164 118H163V119H164ZM173 118H174V117H173ZM173 118H172V120H173ZM195 118H197V117H195ZM203 118H204V117H203ZM206 118H207V117H206ZM12 119H13V117L11 118V116H10V120H12ZM91 119H92V118H91ZM91 119H90V120H91ZM93 119L91 120V123H92ZM157 119H158V118H157ZM160 119H159V120H160ZM165 119H166V118H165ZM169 119H170V118H169ZM183 119H184V118H183ZM188 119H189V121L194 122L193 119H192V117H191V118L189 117ZM188 119H187V120H188ZM190 119H191V120H190ZM204 119H205V118H204ZM204 119H201V122H203L202 120H204ZM210 119H211V118H210ZM6 120H7V119H6ZM13 120H14V122H13ZM13 120H12L13 124H12V123L9 124V125L12 124V126H11L12 128L14 127L13 125H16V126L18 125L17 123L15 124V117H14ZM43 120H44V119H42V120L39 121V122H43ZM49 120H50V119H49ZM52 120H53V119H52ZM87 120H88V119H87ZM90 120H88L87 122H89ZM99 120H100V119H99ZM159 120H158V121H159ZM172 120H171V121H172ZM175 120H179V119H176V118H175ZM194 120L196 121V123H198L197 121H200V119H198V120L194 119ZM214 120L218 121V120L216 119V117H215V119H213V123H214ZM257 120H258V119H257ZM0 121H1V120H0ZM45 121H46V120H45ZM45 121H44V123H42L43 126L46 125L47 122L49 123L48 125L52 124L54 120L52 121V123H51V120H50V121H46V122H45ZM95 121H97V120H95ZM160 121L162 122L163 120H160ZM164 121H165V120H164ZM205 121H207V119H205ZM205 121H204V122H205ZM9 122H10V121H9ZM9 122H8V123H9ZM16 122H17V121H16ZM97 122H98V121H97ZM97 122H96V123H97ZM167 122H168V120H167ZM173 122H175V121H173ZM261 122H262V121H261ZM25 123H26V122H25ZM93 123H94V125L96 126V123H95V122H93ZM93 123H92V126L94 127ZM180 123H181V122H180ZM196 123H195V125L197 126ZM205 123H206V122H205ZM205 123H204V126H207V125H205ZM208 123H209V122H208ZM223 123H224V122H223ZM223 123H222V124H223ZM262 123H263V122H262ZM5 124H6V123H4V125H2V126H0V127H5V126L7 125V124H6V125H5ZM57 124H58V122L56 123V125H57ZM177 124H178V123H176L175 125L173 124V125H174V126H177ZM189 124H190V123H189ZM191 124H192V123H191ZM206 124H207V123H206ZM220 124H221V123H220ZM225 124H226V122H225ZM9 125H7V126H9ZM23 125H24V124H23ZM23 125L21 124V126H23ZM48 125H47V128H48ZM81 125H82V124H81ZM87 125H88V124H86V125L84 124V126H87ZM193 125H194V123H193ZM193 125H192V126H193ZM195 125H194V127H193L194 129L196 128ZM200 125H201V123H200ZM253 125H255V124H253ZM259 125H260V123H259ZM7 126H6V127H7ZM35 126H36V125H35ZM37 126H38V125H37ZM39 126L41 127L40 129L42 130V127H43V126H41L40 124H39ZM39 126H38V128H39ZM52 126L55 127V124H54V125H51V127H52ZM82 126H83V125H82ZM89 126H91V124L88 125V127H89ZM92 126H91V127H92ZM174 126H171V124H170V130H171V127H174ZM187 126H188V124H187ZM192 126H191V128H192ZM261 126H263V125H261ZM6 127H5V128H6ZM11 127L9 126V130H7L8 133H9ZM18 127H19V126H18ZM29 127H30V126H29ZM29 127H28V128H29ZM54 127H52V128H54ZM57 127H58V125H57ZM80 127H81V126H80ZM88 127H86V128H88ZM96 127H97V126H96ZM212 127H213V126H212ZM223 127H224V124H223ZM223 127H222V128H223ZM226 127H228V126H226ZM230 127H231V126H230ZM259 127H260V126H259ZM45 128H46V126H45ZM45 128H43L42 131L39 129V132H41L40 134H43L42 132L45 131V130H44ZM81 128H85V127H81ZM141 128H144V127L142 126ZM178 128H179V127H178ZM184 128H185V127H184ZM191 128H188V130L186 129V131L191 130ZM193 128H192V130H194ZM205 128H208V127H205ZM213 128H214V127H213ZM224 128H225V127H224ZM261 128H263V127H261ZM14 129H16V127L13 128V129H11V130H14ZM17 129H18V128H17ZM34 129H35V127H34ZM36 129H37V128H36ZM49 129H51V128H49ZM88 129H89V128H88ZM91 129H92V128H91ZM180 129H182V126H181ZM209 129H210V128H209ZM226 129H227V128H225V131H223L224 129H223V130L220 129L221 132H220L219 134H222V133H224V132L226 133V132H227ZM31 130H32V129H31ZM47 130H48V129H46V131H47ZM53 130H54V129H53ZM82 130H83V129H82ZM85 130H86V129H85ZM175 130H176V129H175ZM255 130H256V129H255ZM32 131H33V130H32ZM83 131H84V130H83ZM86 131H88V130H86ZM178 131H179V130H178ZM186 131H185V132H186ZM195 131H196V130H195ZM195 131H194V132H195ZM222 131H223V132H222ZM14 132H16V131H14ZM35 132H36V131H35ZM47 132H48L49 134H52V133H50V130L47 131ZM51 132H54V131L51 130ZM79 132H80V130H79ZM84 132H85V131H84ZM84 132H83L82 134H85V133L87 134V133H88V132H85V133H84ZM206 132H207V131H206ZM11 133H12V132H11ZM37 133H38V131H37ZM44 133H45V132H44ZM48 133H47V134H48ZM188 133H189V132H188ZM188 133H187V134H188ZM1 134H2V133H1ZM1 134H0V137H2ZM9 134H10V133H9ZM9 134H8V135H9ZM16 134H17V133H16ZM22 134H23V133H21V136H22ZM169 134H170V131H169ZM175 134H176V133H175ZM182 134H184V133H182ZM182 134H179V135L182 136ZM185 134H186V133H185ZM185 134H184V135H185ZM238 134H239V133H238ZM238 134H237V135H238ZM4 135L7 136V133L4 134ZM4 135H3V136H4ZM10 135H11V134H10ZM170 135H172V134H170ZM184 135H183V136H184ZM13 136H16V135H13ZM25 136H26V135H25ZM90 136H91V135H90ZM186 136H188V135H186ZM186 136H185V137H186ZM216 136H217V135H216ZM23 137H24V136H23ZM29 137H30V136H29ZM185 137H184V138H185ZM212 137H213V135H212ZM10 138H12V137H10ZM14 138H15V137H14ZM187 138H188V137H187ZM203 138H205V137H203ZM231 138H232V137H231ZM235 138H236V137H235ZM238 138H239V137H238ZM12 139H13V138H12ZM181 139H183V138H181ZM192 139H193V138H192ZM233 139H234V138H233ZM233 139H231V140H233ZM240 139H241V138H240ZM24 140H25V139H24ZM26 140H27V139H26ZM26 140H25V141H26ZM120 140H121V139H120ZM128 140H130V139L128 138ZM135 140H136V139H135ZM140 140H141V139H140ZM194 140H195V139H194ZM203 140H205V139H203ZM12 141H13V140H12ZM16 141H19V140H16ZM25 141H24V143H25ZM29 141H31V140H29ZM141 141H142V140H141ZM181 141H182V140H181ZM183 141H184V139H183ZM192 141H193V140H192ZM237 141H238V140H237ZM241 141H242V140H241ZM20 142L22 143V141H20ZM27 142H28V140H27ZM54 142H55V141H54ZM129 142H130V141H129ZM133 142H135V141L133 140ZM142 142L145 143V140L142 141ZM174 142H175V141L170 142V143H174ZM177 142H178V141H177ZM184 142H185V141H184ZM189 142H190V141H189ZM228 142H232V141H229V140H228ZM29 143H31V145H33V142H32V141L29 142ZM51 143H52V146L55 145L53 142H51ZM147 143H148V142H147ZM232 143H233V142H232ZM232 143H231V144H232ZM25 144H26V143H25ZM58 144H59V143H58ZM107 144L110 145L108 142H107ZM130 144H131V143H130ZM133 144L135 145V143H133ZM138 144H139V143H138ZM145 144H146V143H145ZM145 144H141V145H142V146H145ZM154 144H156L155 147H157V143H154ZM160 144H161V143H160ZM164 144H165V143H164ZM177 144H178V143H177ZM185 144H186V143H185ZM187 144H188V145H186V147H189V145H190L191 143H190V144L187 143ZM234 144H236V143L234 142ZM15 145H16V144H15ZM41 145H42V144H40V148H41ZM49 145H51V144L49 143ZM59 145H60V144H59ZM64 145H65V147H66V143H65ZM124 145H127V143H125ZM124 145H123L122 142H121V146H120V145H119V146L122 147V148H124V147H125ZM131 145H132V144H131ZM148 145H149V143H148ZM152 145H153V144H152ZM161 145H162V144H161ZM161 145H160V146H161ZM179 145H180V148H182L181 146H182L183 144H179ZM199 145H200V144H198V146H199ZM229 145H230V144H229ZM33 146H34V145H33ZM33 146H30V147H32L33 149H35ZM38 146H39V145H38ZM38 146H36V149L39 148ZM52 146H49L50 149H51V151H52ZM55 146H57V144H56ZM91 146H92V145H91ZM111 146H112V145H111ZM116 146H117V145H116ZM123 146H124V147H123ZM128 146L130 147V145H128ZM128 146H126V147H128ZM132 146H133V145H132ZM138 146H139V145H138ZM153 146H154V145H153ZM153 146H152V147H153ZM183 146H184V145H183ZM198 146H197V147H198ZM236 146H238V144H237ZM21 147H22V146H21ZM30 147H28L29 150L32 149V148H30ZM42 147H43V146H42ZM49 147H48V148H49ZM53 147H54V146H53ZM69 147H70V146H69ZM71 147H72V146H71ZM71 147H70V148H71ZM73 147H75V146H73ZM73 147H72V148H73ZM77 147H79V145H77ZM77 147H76V148H77ZM89 147H90V145H88V148H89ZM135 147H136V146H135ZM152 147H150V146L148 147L147 144H146V146H145V148H148V149H149V148H152ZM155 147L152 148L153 151H154L155 149H156V151L160 150V148L162 149V147H159V149L157 150L158 147H157V148H155ZM195 147H196V146H195ZM195 147H194V148H195ZM230 147H231V146H230ZM40 148H39V152L41 151ZM81 148L83 149L84 147H81ZM81 148H80V149H81ZM90 148H92V147H90ZM164 148H165V147H164ZM180 148L177 149V150L180 151ZM189 148H190V147H189ZM11 149H12V148H11ZM33 149H32V151L35 152L36 150H33ZM41 149H42V148H41ZM50 149H49V150H50ZM53 149H55V148H53ZM58 149H59V148H58ZM61 149H62V147H61ZM61 149H60V150H61ZM63 149H64V148H63ZM63 149H62V152L65 151V153H66V150L63 151ZM65 149H67V148H65ZM80 149H79V151H80ZM107 149H108V148H107V146H106V150H107ZM109 149H110V148H109ZM116 149H118V147H117ZM135 149H136V151H133L131 148H130L129 150H131L132 152H137L138 149H137V148H135ZM139 149H140V148H139ZM228 149L231 150V148H228ZM42 150H44V149H42ZM68 150H70V149H68ZM71 150L73 151L74 148L71 149ZM71 150H70V151H71ZM76 150L78 151V149H76ZM85 150H87V149H85ZM85 150H82V151H85ZM100 150H101V149H99V151H100ZM106 150H105V151H106ZM111 150H112V149H111ZM118 150H120V149H118ZM126 150H127V148H126V149L124 148V151L127 153L128 151H126ZM145 150H146V149L143 148V151H145ZM149 150H150V149H149ZM149 150H146V151H149ZM23 151H26V150H22V152H23ZM27 151H28V150H27ZM45 151H46V150H45ZM54 151L56 152V150H53L52 152H54ZM58 151H59V150H58ZM87 151H88V150H87ZM108 151H109V150H108ZM122 151H123V150L121 149L120 152H122ZM131 151H129V152L132 154ZM143 151H142V152H143ZM178 151L175 153L174 150H172V152H171V149H170V151H169L168 153H169V154L172 153L170 156H172L173 154H175V155H174V158H176V160L174 161L173 159H169V160H170V161H169V160L166 159V158H170V156H168V154H166V155L168 156V157L165 156L166 162H167V163H169V162H171V163L174 162L173 164H175V162H176V163L178 164V163H179V159H178L177 157H175L176 154H178V155L180 154V153H178ZM185 151H186V152H187V151L190 152L189 150H185ZM234 151H235V150H234ZM19 152H20V151H19ZM28 152L31 153L30 151H28ZM39 152L36 151L37 154H35V155H36V156H39V155L42 153V152H40V154H39ZM52 152H50V153H52ZM62 152H61V153H62ZM85 152H86V151H85ZM88 152H89V151H88ZM102 152H104V151L102 150L101 153H102ZM106 152H107V151H106ZM129 152H128L127 154L125 153L126 156L123 155V154H117V155H119V158L116 157L117 160H120V159H121L120 156L122 155V157L125 156V159H124V161H125V160H126L127 158H129V156H130V155H129ZM138 152H141V151H138ZM138 152H137V153H138ZM149 152H150V151H149ZM154 152H155V151H154ZM154 152H152L151 154H156V153H154ZM159 152H160V151H159ZM166 152H167V151H166ZM188 152H187V153H188ZM227 152H228V151H227ZM232 152H233V151H232ZM13 153H14V152H13ZM29 153H27V154H28V155L33 154V153H31V154H29ZM57 153H58V152H57ZM65 153H64V154H65ZM73 153H75V152L73 151ZM101 153H100V154H101ZM107 153H108V152H107ZM115 153H119V152L116 150ZM115 153H114V154H115ZM144 153H146V152H144ZM163 153H164V152H163ZM234 153H235V152H234ZM234 153H232L233 156H234ZM25 154H26V152H25ZM27 154H26V155H27ZM38 154H39V155H38ZM52 154H53V156H54V153H52ZM52 154H51V156H52ZM68 154H69V152H68ZM68 154H67V155H68ZM84 154H86V153L83 152L82 155H84ZM135 154H136V153H135ZM138 154H139V153H138ZM140 154L142 155V153H140ZM149 154H150V153H149ZM149 154H148V155H149ZM199 154H200V151H199ZM199 154H197V155H199ZM227 154H228V153H227ZM7 155L10 156V154H7ZM22 155H23V154H22ZM26 155H25V156H26ZM28 155H27V157L29 158L30 156H28ZM35 155H32L31 157H33V156H35ZM49 155H50V154H49ZM70 155H72V152L70 153ZM117 155H116V156H117ZM127 155H128V156H127ZM132 155H134V154H132ZM183 155H184V154L180 155V157L183 156ZM201 155H202V154H201ZM235 155H236V153H235ZM8 156H7V157H8ZM11 156H14V155L12 154ZM11 156H10V157H11ZM20 156H21V155H20ZM51 156H50L49 158H51ZM53 156H52V157H53ZM56 156H57V154H56ZM59 156H60V155H59ZM63 156H64V155H63ZM73 156H74V155H73ZM102 156H103V155H102ZM102 156L100 157V155H99L100 158H102ZM134 156H135V155H134ZM134 156H133V157H134ZM143 156H144V155H143ZM151 156H152V155H151ZM163 156H164V155H163ZM195 156H196V155H195ZM10 157H9V158H10ZM31 157H30L29 159H32ZM66 157H68V156H66ZM66 157H64V158H66ZM77 157H78V156H77ZM99 157H98V159H100ZM139 157H140V155H139ZM152 157H153V156H152ZM152 157H151V158H152ZM155 157H156V156H155ZM160 157H161V156H160ZM172 157H173V156H172ZM196 157H198V156H196ZM231 157H232V156H231ZM9 158H8V160H9ZM12 158H13V157H12ZM21 158H22V160L24 159V157H22V156H21ZM21 158L18 157L17 159L19 160V159H21ZM28 158H25V160L27 161ZM47 158H48V157H47ZM54 158L56 159V157H54ZM54 158H53V159H54ZM59 158H60V157H59ZM64 158H63V160H65ZM68 158L71 159V158H73V157H68ZM75 158H76V156H75ZM94 158H95V156H94ZM137 158H138V157H137ZM142 158H143V157H140L139 160H143V161H144V159H142ZM144 158H145V157H144ZM149 158H150V157H149ZM153 158H154V157H153ZM186 158H187V157H186ZM189 158H190V157H189ZM193 158H195V157H193ZM1 159H3V158H1ZM4 159H5V158H4ZM10 159H11V158H10ZM34 159H35V158H34ZM57 159H58V158H57ZM76 159H77V158H76ZM98 159H97V160H98ZM114 159H115V158H114V156H113V161L115 162ZM134 159H136V158H134ZM161 159H162V158H161ZM165 159H163V161H164ZM177 159H178V162H177ZM61 160H62V155H61ZM67 160H68V159H67ZM67 160H66V161H67ZM71 160H72V159H71ZM73 160H74V159H73ZM73 160H72V161H73ZM79 160H80V158H79ZM92 160H93V159H92ZM97 160H94V161L98 162ZM122 160H123V159H122ZM167 160H168L169 162H168ZM181 160H182V159H181ZM186 160H187V159H186ZM0 161H2V160H0ZM11 161H12V160H11ZM19 161H21V160H19ZM19 161H18V162H19ZM29 161H30V160H29ZM51 161H52V160H51ZM57 161H59V160H56V162H57ZM72 161H69V165L72 163ZM76 161H77V160H76ZM82 161H83V160H82ZM82 161H80V162H82ZM113 161H111V162L113 163ZM124 161H123V162L121 161V163H119V161H118V162L116 161L115 164H120V165L123 166L122 163H125ZM155 161H156V160H155ZM158 161H159V160H158ZM190 161H191V160H190ZM15 162H16V160H15ZM22 162H24V161H22ZM22 162H21V163H22ZM27 162H28V161H27ZM47 162H48V160H47ZM70 162H71V163H70ZM73 162L75 163V161H73ZM78 162H79V161H78ZM78 162H76V163H78ZM111 162H110V163H111ZM43 163H44V162H43ZM52 163H53V161H52ZM62 163H64V162H59V164L57 163L58 168L62 166ZM74 163H72V164H74ZM112 163H111V164H112ZM161 163H162V162H161ZM0 164H1V163H0ZM11 164H12V162H11ZM13 164H15V163L13 162ZM30 164H31V163H30ZM66 164H67V163H66ZM125 164H126V163H125ZM157 164H158V163H157ZM162 164H165V163H162ZM162 164H160V165H162ZM32 165H33V166H32ZM35 165H36V163H35ZM41 165H42V164H41ZM46 165H47V164H45V166H46ZM57 165H56V166H57ZM74 165H75V164H74ZM80 165H81V164H79V166H80ZM83 165H84V164H83ZM91 165H92V164H91ZM93 165H94V166H97V164L95 165L94 163H93ZM93 165H92V166H93ZM112 165H114V164H112ZM154 165H155V164H154ZM0 166L2 167V164H1ZM5 166H6V164H5ZM21 166H22V168H23V170H21V171H24L25 168L23 167V165H21ZM27 166H28V164L26 165V167H27ZM37 166H38V164H37ZM50 166H51V165H50ZM92 166H90V167L93 168ZM117 166H118V165H117ZM117 166L115 165L116 169H117ZM127 166H128V169H129V166H130V167H131V166L133 167L132 164H131V165L129 164V165H127ZM28 167H31V169H28V168H27V171L30 170L32 173L29 171V173H26V174H30V175H32L33 172L36 173L35 170H37V169H36V168H35V169L33 168V167H34V163L31 164V165L28 166ZM41 167H43V166H41ZM47 167H48V166H47ZM47 167H46V168H47ZM51 167H52V166H51ZM53 167H55V165H54ZM64 167H65V164H64L63 168H64ZM67 167H68V165H67ZM112 167H113V166H111V169H112ZM120 167H121V166H120ZM120 167H119L118 169H120ZM132 167H131V168H132ZM32 168L34 169V171H32V170H33ZM46 168H44V169L47 170ZM58 168H57V169H58ZM63 168H62V170H63ZM131 168H130V170H131ZM133 168H134V167H133ZM136 168H137V167H136ZM19 169H20V168H19ZM38 169H39V168H38ZM57 169L54 168V170H57ZM94 169H95V167H94ZM118 169H117V170H118ZM128 169H127V170H128ZM140 169H142V168H140ZM10 170L16 172V173L13 172V173H14V176L12 175V176H13V177H12L13 179L11 178L12 171H10ZM10 170H8V171H10V173L7 172V171H6V172L9 173V177H10V179H11L12 181H11V180H8L9 177H6V178H7L8 181H10L11 184H13V183H15V182H16V183H15L14 185H11V184H10V187L8 186V187L10 188V189H8V191L10 190V192H9V194H7V193H6V194H7V195H10V197H11L12 199H14L13 196H14L15 194H14L13 192H12V193L14 194L13 196L10 194V193H11V188H12V190L14 191L15 189H17V188L20 187V185H19L18 187H17V185H16V184L19 183V180H15V179H18V178H20V177H18V178H17V177L14 178L16 174H17V176H18V173H20V171L18 172V168H17V171H16V168H15V170L10 168ZM51 170H52V169H51ZM60 170H61V169H60ZM92 170H93V169H91V171H92ZM114 170H115V168H114ZM117 170H115V171H117ZM130 170H129V171H130ZM47 171H50V168H49V167H48V170H47ZM47 171H45V172H47ZM91 171H90V172H91ZM93 171H94V170H93ZM93 171H92V172H93ZM108 171H109V170H108ZM120 171H121V169H120ZM120 171L118 170L117 173L120 172ZM124 171H125V169H124ZM133 171H135V170L133 169ZM133 171H130V172H133ZM24 172H26V170H25ZM37 172H38V171H37ZM45 172H44V173H45ZM51 172L53 173V171H51ZM51 172H50V173H51ZM86 172H87V171H86ZM113 172H114V171H113ZM127 172H128V171H127ZM137 172H138V171H137ZM52 173H51V175H52ZM88 173H89V169H88ZM110 173H111V172H110ZM115 173H116V172H114L113 175H116V174H117V173H116V174H115ZM20 174H21V173H20ZM39 174L44 175L42 172L40 173V170H39ZM58 174H59V173H58ZM61 174H62V173H61ZM86 174H87V173H86ZM124 174L126 175V173H124ZM22 175H23V174H22ZM24 175H25V174H24ZM30 175H29V176H30ZM42 175H40V176L37 175V176L40 177V178H39V177H36V176L33 174L35 180H36V178H38V179H37L38 181H39V179H41V176H42ZM46 175H47V174H46ZM46 175H45V176H46ZM53 175H54V174H53ZM53 175H52V176H53ZM59 175H60V174H59ZM87 175H88V174H87ZM113 175H112V177H114ZM125 175H124V176H125ZM7 176H8V174H7ZM26 176H27V175H26ZM47 176H48V175H47ZM52 176H50V178H52ZM3 177H4V176H2V178H1V174H0V181H1V182H4L5 184L8 183L7 180L4 179ZM30 177H32V176H30ZM30 177H29V178H30ZM61 177H62V175H61ZM109 177H110V175H109ZM121 177H122V176H121ZM121 177H120V179H121ZM26 178H27V177H26ZM34 178H33L32 180H33V182L36 183V181H34ZM43 178H45V177H43ZM47 178H49V177H47ZM54 178H57V176L55 175ZM1 179H2V180L4 179V180L2 181ZM58 179H59V177H58ZM109 179H110V178H109ZM112 179H113V178H112ZM5 180H6V181H5ZM14 180H15V181H14ZM28 180H29V179H28ZM50 180L52 181V180H55V179L52 178V179H50ZM59 180H60V179H59ZM83 180H84V178H83ZM46 181H47V183H48L49 180H46ZM55 181L58 182L57 179H56ZM55 181H54V183H56V184L58 185V183L55 182ZM78 181H79V180H78ZM120 181H121V180H120ZM1 182H0V185H2V184L4 185V183H1ZM12 182H13V183H12ZM29 182H30V181H29ZM29 182H28V185H33V184H34L33 187H35V185H36L35 183H32V182L29 183ZM39 182H40V181H39ZM44 182H45V181L41 182V184L43 183L42 185H44V184H45ZM22 183H23V182H22ZM22 183H21V184H22ZM24 183L27 184V182H24ZM31 183H32V184H31ZM47 183H46V186H48ZM77 183H78V182H77ZM110 183H111V182H110ZM110 183H109L108 185H110ZM51 184H52V182H51ZM3 185L0 186V187L2 188ZM6 185H7V184H6ZM42 185H39V184H38V186H42ZM59 185H60V183H59ZM76 185H77V184H76ZM79 185H80V184H79ZM79 185H78V187L80 188L81 186H79ZM11 186H12V187H11ZM13 186H16L17 188H16V187H13ZM49 186H51V185L49 184ZM55 186H56V185H54V188H55ZM6 187H7V186H6ZM25 187H27V186H25V184H24V188H25ZM57 187H58V186H57ZM93 187H95V186H93ZM101 187H102V189H101ZM101 187H99V188L101 189V192H103V191H104V190H103V186H101ZM105 187H106V188H105ZM1 188H0V190H2V191H3V194L5 195V192H4V191H6V190H5V189L3 190V189H1ZM13 188H15V189H13ZM21 188H23V187H21ZM21 188H19V189H21ZM29 188H30V186H29ZM29 188H27V190H26V189H23V190L28 191ZM46 188H47V187H46ZM48 188H49V187H48ZM54 188H53L52 190L57 191L56 188H55V189H54ZM95 188H96V187H95ZM95 188H94V189H95ZM104 188L107 189V185H105ZM108 188H109V187H108ZM6 189H7V188H6ZM39 189H40V188H39ZM91 189H92V187H91ZM127 189H128V188H127ZM32 190H33V189H32ZM34 190H35V189H34ZM36 190H37V189H36ZM41 190H43V189H40L39 192L42 194V191H41ZM44 190H45V186H44ZM44 190H43V191H44ZM63 190H64V189H63ZM75 190H76V188L74 189V191H75ZM107 190H108V189H107ZM107 190H105V191H107ZM110 190H114V188L111 189V187H110ZM110 190H108V191H110ZM2 191H0V192L2 193ZM30 191H31V190H30ZM47 191H48V190H47ZM47 191H46V192H47ZM60 191H62V190H60ZM65 191H66V190H65ZM70 191H71V193H73L72 190H70ZM76 191H78V189H77ZM85 191H86V192H84V193H87V192H88L87 190H85ZM90 191H92V190H90ZM90 191H89V192H90ZM94 191H95V190H93V192H94ZM96 191H97V190H96ZM116 191H117V190H116ZM119 191H120V190H119ZM121 191H122V189H121ZM123 191H124V190H123ZM123 191H122V192H123ZM125 191H126V188H125ZM127 191H128V190H127ZM127 191H126V192H127ZM14 192L16 193L17 191L15 190ZM48 192H49V191H48ZM48 192H47V193H48ZM57 192H58V191H57ZM99 192H100V191H99ZM113 192H115V190H114ZM126 192H124V193H126ZM40 193H39L38 195H41ZM49 193H51V195H53V193H55V192H49ZM58 193H59V195H60V192H58ZM76 193H77V192H76ZM80 193H81V192H80ZM90 193H92V192H90ZM105 193H106V192H105ZM117 193L119 194L120 192H117ZM56 194H57V193H56ZM82 194H83V193H82ZM95 194H97V193H94V195H95ZM110 194H111V192H110ZM114 194H115L116 196L118 195V194H116V193H113V194H112L113 198H114ZM120 194H122V193H120ZM1 195H2V194H1ZM4 195H3V196H4ZM7 195H5V196H6V198L8 199L9 196L7 197ZM20 195L22 196V195H25V194H21V193H20ZM20 195H19V193H18L17 196H20ZM54 195H55V194H54ZM65 195H67V194H65ZM70 195H71V194H70ZM77 195H79V194H77ZM83 195H84V194H83ZM86 195H87V194H85V196H86ZM94 195H92V196L94 197ZM97 195H98V194H97ZM104 195H105V194H104ZM106 195H107V193H106ZM125 195H127V196H131V195H128V193H126ZM3 196H1V197L4 198ZM15 196H16V195H15ZM17 196H16V199L19 200V201H18V204H20L19 202L22 201V200H20L21 197H17ZM27 196H29V195H27ZM27 196H25L26 199H23V201H25V200H27V199L29 198V197H27ZM42 196H43L42 200L45 199V198L48 197V196L51 197L50 194H49V195H47V194H46V195H43V194H42ZM42 196H41V197H42ZM45 196H46V197H45ZM72 196H73V194L71 195V199H72ZM74 196H75V195H74ZM79 196H80V195H79ZM90 196H91V195H90ZM116 196H115V197H116ZM118 196H119V195H118ZM118 196H117V197H118ZM120 196H121V198H124V197H122V196H124V195H120ZM10 197H9V199H8L9 202H10V199H11ZM34 197H35V196H34ZM37 197H38V196H37ZM75 197H76V196H75ZM75 197H74V198H75ZM99 197H100L99 200H101L102 193H100V196H99ZM103 197H104V196H103ZM103 197H102V198H103ZM105 197H106V196H105ZM105 197H104V198H105ZM109 197H111V196L108 195V198H109ZM117 197H116V198H117ZM19 198H20V199H19ZM23 198H24V197H23ZM53 198H54V197H53ZM53 198H51V199L53 200ZM57 198H59V197H57ZM61 198H62V199H64V198L67 199V197H64V198L61 197ZM77 198H79V197H77ZM82 198H83V197H82ZM88 198H89V195H88ZM121 198H120L119 200H122ZM127 198H128V197H127ZM127 198H126V196H125V198H124L125 200H123V201H116V203L119 202V203L121 204V202H123V203L125 202V204H126V203H128V201H129V203H130V201L132 200V198H128V199H131V200H127ZM4 199H5V198H4ZM30 199H31V198H30ZM30 199H29V200H30ZM33 199L35 200L36 198H33V197H32V200H33ZM39 199H40V198H39ZM47 199H48V198H47ZM68 199H70V197H69ZM68 199H67V200H68ZM89 199H90V198H89ZM95 199H96V196H95ZM109 199H111V198H109ZM109 199H108V200H109ZM2 200H3V199H2ZM2 200H1V201H2ZM8 200H7V201H8ZM40 200H41V199H40ZM42 200H41V201H42ZM78 200H79V199H78ZM85 200H86V199H85ZM91 200H93V199H91ZM103 200H104V199H103ZM126 200H127V202H126ZM15 201H17V200H15ZM37 201H38V199H37ZM50 201H51V200H50ZM55 201H56V200H55ZM57 201H58V200H57ZM101 201H102V200H101ZM112 201H114V200H112ZM132 201H133V200H132ZM13 202H14V201H12V202H10V203L14 206L15 202H14V204H13ZM32 202H34V201H32ZM38 202H39V201H38ZM43 202H45V201L43 200ZM80 202H81V201H80ZM82 202L84 203V198H83V201H82ZM96 202H97V201H96ZM110 202H111V200H110ZM110 202L108 201V203H110ZM133 202H134V201H133ZM24 203H25V202H23L22 204H24ZM26 203H27V201H26ZM28 203H29V201H28ZM30 203H31V201H30ZM36 203H37V202H36ZM40 203H41V202H40ZM45 203H46V202H45ZM45 203H44V204H45ZM55 203H56V202H55ZM59 203L61 204L62 201L60 200ZM93 203H95V201H94ZM93 203H92V206H93ZM100 203H101V202H100ZM108 203H107V205H108ZM0 204H1V203H0ZM2 204L4 205V208H3V205H2ZM2 204H1V205H2V208H3L2 210L4 211V210H5V205H6L7 203L5 204L4 201H3ZM31 204H32V203H31ZM31 204H30V205H31ZM78 204H79V203H78ZM78 204H77V205H78ZM88 204H89V203H88ZM95 204H96V203H95ZM125 204H124V206H125ZM130 204H131V205H134V204H132V203H130ZM130 204H127V205H130ZM27 205H29V204H27ZM30 205H29V206H30ZM34 205H35V204H34ZM39 205H40V204H39ZM47 205H48V204H47ZM47 205H46V206H47ZM61 205H62V204H61ZM61 205H60V206H61ZM79 205H80V204H79ZM84 205H85V204H84ZM84 205H83V206H84ZM89 205H91V203H90ZM98 205L100 206L99 202H98ZM121 205H122V204H121ZM257 205H258V204H257ZM6 206H9V205L7 204ZM24 206L26 207V205H24ZM32 206H33V205H32ZM32 206H31V208H32ZM46 206H45V207H46ZM55 206H56V207H55V213H56V211H57L56 208H57V207H60V206H59V205H55ZM80 206H81V205H80ZM80 206H76V207H80ZM87 206H88V205H87ZM99 206H98V207H99ZM105 206H106V205H105ZM0 207H1V206H0ZM15 207H17V205H16ZM19 207H20V205L18 206V208H19ZM25 207H21L20 209L23 210V208L25 209ZM39 207H40V206H39ZM45 207H44V208H45ZM64 207H65L64 210H66V206H63V208H64ZM88 207H89V206H88ZM98 207H95V208H98ZM128 207H132V206H128ZM128 207H127V208H128ZM166 207H170V205H169V206H166ZM166 207H165V208H166ZM176 207H177V206H176ZM260 207H261V206H260ZM262 207H264V206H262ZM6 208H8V207H6ZM13 208H14V207H13ZM26 208H27V207H26ZM28 208H29V207H28ZM47 208H48V207H47ZM67 208H68V207H67ZM70 208H71V207H70ZM72 208H73V207H72ZM72 208H71V209H72ZM80 208H81V207H80ZM86 208H87V207H86ZM171 208H173V207H171ZM171 208H170V210H171ZM174 208H175V207H174ZM9 209H11V206L9 207ZM9 209H6V210H7V213H5L6 215L8 214V210H9ZM29 209H30V208H29ZM37 209H38V208H37ZM58 209H59V208H58ZM76 209H77V208H76ZM89 209H90V208H89ZM104 209H106V208L104 207ZM159 209H162V210H163L164 208H159ZM168 209H169V208H168ZM0 210H1V209H0ZM6 210H5V211H6ZM41 210H43V207H42ZM62 210H63V209H62ZM62 210H61V211H62ZM74 210H75V209H74ZM74 210H73V211H74ZM77 210H78V209H77ZM118 210H120V209H118ZM162 210H161V212H162ZM10 211H11V210H10ZM12 211H13V210H12ZM12 211H11V212H12ZM15 211H17V210L15 209ZM24 211L27 212V210H23V212H24ZM28 211H29V212H30V211L32 212V210H28ZM33 211H34V210H33ZM44 211H45V209H44ZM68 211H69V210H68ZM73 211H72V214L74 213ZM78 211H79V210H78ZM90 211H91V209H90ZM90 211H89V212H90ZM95 211H97V209H95ZM102 211H103V210H102ZM122 211H123V210H122ZM159 211H160V210H159ZM172 211H174V210H172ZM0 212H2V211H0ZM20 212H21V211H20ZM20 212H19V213H20ZM69 212H70V211H69ZM87 212H88V211H87ZM115 212H116V211H115ZM129 212H130V211H129ZM161 212H159V214H161ZM3 213H4V212H3ZM41 213H42V212H41ZM55 213H54V214H55ZM63 213H64V211L61 212V214H63ZM75 213H77V212H75ZM79 213H80V212H79ZM81 213H82V212H81ZM120 213H121V212H120ZM122 213L125 214L126 211H125V212H122ZM130 213L133 214L134 212L131 211ZM163 213H164V212H163ZM163 213H162V214H163ZM166 213H167V212L165 211V215H166ZM168 213H169V215H170V212H168ZM168 213H167V214H168ZM173 213H174V212H173ZM1 214H2V213H1ZM5 214H4V218H5ZM11 214H14V212H12ZM26 214H27V213H26ZM38 214H39V213H38ZM42 214H44V213H42ZM59 214H60V213H59ZM84 214H85V213H83V215H84ZM91 214H93V213H91ZM99 214H100V213H99ZM111 214H113V213H111ZM115 214L117 215V213H115ZM124 214H122V215H124ZM138 214L141 215L140 213H138ZM159 214H157V212H156V215H157V216H158ZM2 215H3V214H2ZM21 215H22V214H21ZM31 215H32V214H31ZM55 215H56V214H55ZM55 215H54V217H57V216H55ZM83 215H82V216H83ZM85 215H86V214H85ZM87 215H89V213H88ZM87 215H86V216H87ZM95 215H96V214H94V216H95ZM97 215H98V214H97ZM136 215H137V214H136ZM139 215H138V216H139ZM13 216H14V217H11V216H10V217L13 219V223H15L16 220H18L19 218H23V215H22V217H20V214H19V215H18V214H14ZM15 216H19V218L16 219V220L14 221ZM45 216H47V215H45ZM45 216H44V217H45ZM50 216H51V215H50ZM59 216H60V215H59ZM64 216H65V215H64ZM73 216H74V214H73ZM86 216H84V217H86ZM91 216H92V215H91ZM104 216H106V218H108L107 215H104ZM108 216H109V214H108ZM110 216H111V215H110ZM113 216H114V214H113ZM117 216H118V215H117ZM124 216H125V215H124ZM124 216H123V217H124ZM128 216H129V215H128ZM132 216H133V215H132ZM162 216H163V215H161V217H162ZM10 217H8V219H11ZM42 217H43V216H42ZM42 217H41V219H42ZM54 217L52 218V216H51L52 219H54ZM67 217H70V216H67ZM88 217H89V216H88ZM119 217H120V216H119ZM129 217H131V215H130ZM134 217H135V214H134ZM159 217H160V215H159ZM161 217H160V218H161ZM171 217H172V216H171ZM2 218H3V216H2ZM16 218H17V217H16ZM25 218H26V216H25ZM29 218H30V217H29ZM34 218H35V217H34ZM36 218H38L39 221H40V216H39V215H38V217H36ZM45 218L48 220L47 217H45ZM81 218H82V217H81ZM81 218H80V219H81ZM86 218H87V217H86ZM86 218H85V219H86ZM104 218H105V217H104ZM114 218H115V217H114ZM131 218H132V217H131ZM138 218H139V217H138ZM162 218H163V220H165V219H164L165 216L162 217ZM6 219H7V218H6ZM30 219H31V218H30ZM30 219H28V220H30ZM58 219H59V218L57 217V219H54V220H52V221L55 222L56 220L58 221ZM72 219H73V217H72ZM133 219H134V218H133ZM136 219H137V217H136ZM167 219H168V218H167ZM1 220H2V219H1ZM4 220H5V219H4ZM19 220H20V222H19ZM19 220H18V223H17V224H19V223H21V222L23 221V220L21 221V219H19ZM25 220H26V219H25ZM34 220H35V219H34ZM47 220H45V221H47ZM60 220H61V219H60ZM60 220H59V221H60ZM78 220H79V219H78ZM97 220H101V219H96V220H95L96 223L98 222ZM104 220H105V219H104ZM139 220H141V219L139 218L138 221H139ZM158 220H159V219H158ZM169 220H170V219H169ZM43 221H44V220H43ZM48 221H49V220H48ZM59 221H58V222H59ZM110 221H111V220H109V222H110ZM166 221H167V220H166ZM0 222H1V224H2V222H5V223L8 222L7 225H8L9 227H11V228H12V225H14V224H11L10 221H3V220H2V221H0ZM24 222H27V223H28V221H24ZM31 222H32V220H31ZM37 222H38V221H37ZM58 222H57V223H58ZM65 222H66V223H65ZM65 222H64L65 225H64L63 229H64L65 226L68 224V223H67V220H65ZM68 222H69V221H68ZM102 222H103V221H102ZM109 222H106V223L103 222V223H104L103 226H105V224L107 225V223H109ZM158 222H160V221H158ZM162 222H164V221H162ZM168 222H169V221H168ZM175 222H176V221H175ZM27 223H26L25 225L29 226V223H28V224H27ZM43 223H44V222H43ZM45 223H46V222H45ZM60 223H61V222H60ZM62 223H63V222H62ZM62 223H61V224H62ZM71 223H72V222H71ZM77 223H78V222H77ZM136 223H137V222H136ZM164 223H166V222H164ZM164 223H163V224H164ZM171 223H172V222H170L169 224L167 223V224L170 225ZM10 224H11V225H10ZM21 224H22V223H21ZM32 224H33V222L30 223V225H32ZM36 224H37V223H36ZM52 224H54V223H52ZM98 224H99V223H98ZM160 224L162 225V223H160ZM167 224H166V225H167ZM3 225H5V227H8L6 224H3ZM25 225H24V229H25V227H26ZM33 225H34V224H33ZM42 225H44V224H42ZM58 225H59V227H60V224H59V223H58ZM58 225H57V227H58ZM73 225H74V223H73ZM75 225H76V223H75ZM91 225H92V224H91ZM95 225H96V224H95ZM171 225H172V224H171ZM1 226H2V225H1ZM39 226H40V225H39ZM54 226H55V225H54ZM85 226H86V225H85ZM85 226H84V227H85ZM93 226H94V225H93ZM100 226H101V225H100ZM109 226H110V225H109ZM164 226H165V224H164ZM173 226H174V224H173ZM3 227H4V226H3ZM5 227H4V228H5ZM35 227L37 228L36 225H35ZM46 227H47V226H46ZM49 227H50V226H49ZM51 227H52V226H51ZM51 227L49 228V231H47V228H46V229H45L46 231L44 230V232H46V233H47V232H50V233H51L50 229L53 230V228H51ZM55 227H56V226H55ZM55 227H54V228H55ZM67 227H68V226H67ZM75 227H76V226H75ZM75 227L72 226V228H74V229H75ZM87 227H88V226H87ZM98 227H99V226H98ZM107 227H108V226H107ZM165 227H167V226H165ZM26 228H27V227H26ZM41 228H42V227H41ZM43 228H44V227H43ZM43 228H42V229H43ZM69 228H70V227H69ZM104 228H105V227H104ZM104 228H103V229H104ZM134 228H135V227H134ZM171 228H172V226H171ZM7 229H8V228H7ZM19 229H20V228L16 229V231H17V230L19 231ZM21 229H22V230H20V231H23V228H21ZM42 229H41V230H42ZM61 229H62V227H61ZM63 229H62V230H63ZM82 229H83V228H82ZM88 229H89V228H88ZM101 229H102V228H101ZM262 229H263V228H262ZM33 230H37V229H33ZM56 230H57V229H56ZM68 230H69V229H68ZM70 230L72 231L73 229H70ZM79 230H81V229H79ZM107 230H108V229H106V231H107ZM109 230H110V228H109ZM131 230H133V229H131ZM260 230H261V229H260ZM20 231H19V232H20ZM37 231H38V230H37ZM65 231H67V230H65ZM74 231H75V230H74ZM91 231H92V230H91ZM95 231H97V232L99 233L98 230L95 229ZM5 232H6V228H5ZM5 232H4V233H5ZM23 232H24V231H23ZM31 232H32V229H31ZM31 232H30L29 234L26 233V235H27V236H28V235L31 236ZM34 232H35V231H34ZM38 232H39V231H38ZM52 232H53V231H52ZM68 232H69V231H68ZM78 232H79V231H77V234H78ZM81 232H82V231H81ZM83 232H84V231H83ZM88 232H89V231H88ZM102 232H103V231H102ZM102 232H101V233H102ZM42 233H43V231L41 232V234H42ZM65 233H67V232H65ZM92 233H93V232H92ZM110 233H111V232H110ZM110 233H109V236H110ZM135 233H137V232H135ZM138 233H140V232L138 231ZM138 233H137V234H138ZM259 233H260V232H259ZM19 234H20V233H19ZM38 234H39V233H38ZM41 234H40V235H41ZM74 234H76V231H75ZM77 234H76V235H77ZM80 234H81V233H80ZM118 234H119V233H118ZM131 234H133V232H132ZM253 234H254V233H253ZM261 234H262V233H261ZM33 235H35V234H33ZM46 235H47V234H46ZM97 235H98V234H97ZM99 235H100V234H99ZM104 235H105V234H104ZM115 235H116V234H115ZM138 235H139V234H138ZM19 236H20V235H19ZM29 236H28V237H29ZM36 236H37V234H36ZM43 236H44V235H43ZM94 236H95V235H94ZM139 236H142V237H143V236H145V235H141V234H140ZM20 237H21V236H20ZM28 237H27V238H28ZM78 237H80V236H78ZM82 237H83V235H82ZM85 237H86V236H85ZM102 237H103V236H102ZM105 237H106V236H105ZM110 237H111V236H110ZM125 237H126V236H125ZM130 237L132 238L133 241H136L135 239H137V238H135V237H137V236H134V237L130 236ZM142 237H138V238H142ZM167 237H168V236H167ZM260 237L262 238V236H260ZM23 238H24V236H23ZM27 238H26V240L30 243V241H31L32 238L30 239V237H29V240H30V241H29ZM74 238H75V235H74ZM74 238H73L72 240H74ZM83 238H84V237H83ZM89 238H90V237H89ZM107 238H108V235H107ZM113 238H115V236H114ZM113 238L111 237V239H113ZM116 238H117V237H116ZM127 238H129V237H126V240H127ZM165 238H166V237H165ZM5 239H6V238H5ZM17 239L20 240L21 238H19V237L16 238V241H17ZM78 239H79V238H78ZM80 239H81V238H80ZM99 239H100V238H99ZM101 239H102V238H101ZM111 239H110V241H111ZM124 239H125V238H124ZM262 239H264V236H263ZM6 240H7V239H6ZM9 240H10V239H9ZM11 240H12V239H11ZM19 240H18V241H19ZM69 240H70V238H69ZM115 240H116V239H115ZM126 240H125V241H126ZM129 240H130V239H129ZM137 240H139V239H137ZM143 240L146 241V236H145V239H143ZM169 240H170V239H169ZM255 240H256V239H255ZM13 241H14V240H13ZM27 241H23V242H26V243H27ZM70 241H71V240H70ZM70 241H69V242H70ZM75 241H76V239H75ZM77 241H79V240H77ZM77 241H76V242H77ZM84 241H87V238H86ZM102 241H103V240H102ZM113 241H114V239H113ZM119 241H120V239H119ZM141 241H142V240H140L139 242H141ZM144 241H143V243H144ZM256 241H257V240H256ZM23 242H22V240H21V244H23ZM48 242H49V241H48ZM103 242H105V241H103ZM131 242H132V241H131ZM131 242H130V243H131ZM136 242H137V244H139V245H140V244H141V245L143 244L142 242H141V243H138V241H136ZM136 242H135V244H136ZM14 243H16V242H14ZM33 243H35V242L33 241ZM33 243H32V241H31V244H32V245H34ZM82 243H83V242H82ZM87 243H88V242H87ZM95 243H96V242H95ZM99 243H100V242H99ZM105 243H106V242H105ZM108 243H109V242H108ZM108 243H106V245H107ZM111 243H112V242H111ZM116 243H117V242H114V244H116ZM124 243H125V242H124ZM127 243H128V241H126L125 244H127ZM132 243H133V242H132ZM263 243H264V242H263ZM7 244H8V240H7ZM7 244H6V245H7ZM31 244L29 245L30 248H31ZM36 244H37V243H36ZM46 244H47V243H46ZM50 244H51V243H50ZM101 244H102V242H101ZM0 245H1V244H0ZM9 245H10V242H9ZM15 245H16V244H15ZM24 245L26 246V244H24ZM24 245H22V246L20 245V247H24ZM99 245H100V244H99ZM133 245H134V243H133ZM139 245H138V248H140ZM1 246L4 247V245H1ZM42 246H44V245H42ZM42 246L39 245V247H42ZM45 246H46V245H45ZM102 246H103V245H102ZM108 246H109V245H108ZM113 246H114V245H113ZM243 246H244V245H243ZM12 247H13V246H12ZM39 247H38V248H39ZM50 247H51V246H50ZM61 247H62V246H61ZM110 247H111V246H110ZM128 247H131V246H127V249H129ZM132 247H135V248H136L137 245H136V246L134 245V246H132ZM16 248H18V247H16ZM16 248H14V249L16 250ZM28 248H29V247H28ZM30 248H29V249H27V248H25V249L22 248V250H20V251H23V249H24V250H27V251L29 250V252H30ZM62 248H63V247H62ZM62 248H61V249H62ZM121 248H122V247H121ZM261 248H262V247H261ZM261 248H260V249H261ZM6 249H9V248H6ZM12 249H13V248H12ZM19 249H20V248H19ZM31 249H33V248H31ZM39 249H42V248H39ZM46 249H47V248H46ZM96 249L98 250V247H97ZM96 249H95V250H96ZM125 249H126V248H125ZM130 249H132V248H130ZM133 249H134V248H133ZM263 249H264V248H263ZM33 250H34V249H33ZM44 250H45V249H44ZM44 250H43V251H44ZM49 250H50V248H49L47 251L49 252ZM90 250H91V249H90ZM90 250H89L88 253H91ZM97 250H96V251H97ZM121 250H124V249H121ZM121 250L119 251V253L121 252ZM135 250H137V248H136ZM10 251H11V250H10ZM27 251H24V252H23V256L26 255V254H24L25 252H26V253H29V252H27ZM39 251H40V250H39ZM39 251H38V252H39ZM45 251H46V250H45ZM83 251H84V250H83ZM92 251H94V250H92ZM128 251H129V250H128ZM128 251H126V253H128ZM130 251H132V250H130ZM263 251H264V250H263ZM11 252H14V251L12 250ZM18 252H19V251H18ZM48 252H47V254H48ZM50 252H51V250H50ZM62 252H63V251H62ZM81 252H82V251H81ZM81 252H79V253H81ZM115 252H116V251H115ZM20 253H22V252H20ZM20 253H18V256L16 255V256H17V260H18V258H19V256H20V255H19ZM32 253H33V252H32ZM36 253H37V252H36ZM54 253H55V252H54ZM57 253H58V252H57ZM59 253H61V252H59ZM88 253H86V254H88ZM93 253H94V252H92L90 255L92 256ZM117 253H118V252H117ZM119 253H118V254H119ZM126 253H125V254H126ZM13 254H14V253H13ZM29 254L31 255V253H29ZM29 254H27V256H28ZM39 254H40V253H38V255H39ZM44 254H45V253H44ZM55 254H56V253H55ZM61 254H62V253H61ZM61 254H60V255H61ZM77 254H78V253H77ZM122 254H123V252H122ZM193 254H194V253H193ZM8 255H9V254H8ZM30 255H29V256H30ZM58 255H59V254H58ZM60 255H59V256H60ZM88 255H89V254H88ZM88 255H84L85 259H87L86 257H88ZM94 255H97V254H93V256H94ZM111 255H113V254L111 253ZM119 255H120V254H119ZM119 255H118V256H119ZM214 255H215V254H214ZM263 255H264V254H263ZM21 256H22V255H21ZM21 256H20V257H21ZM23 256H22V258H23V260H24V257H23ZM27 256H26V257H27ZM32 256H34V255H32ZM53 256H54V255H53ZM76 256H77V255H76ZM81 256H83V253H82ZM81 256H80V257H81ZM97 256H99V255H97ZM97 256L93 257V264H94V263H97V258H98ZM104 256H105V255H104ZM118 256H117V257H118ZM13 257H15V256H12V258H13ZM30 257H31V256H30ZM30 257H29V258H30ZM55 257H56V256H55ZM60 257H61V256H60ZM80 257H79V259H80ZM89 257H90V256H89ZM96 257H97V258H96ZM111 257H112V256H110L109 258L111 259ZM124 257H125V256H124ZM131 257H132V256H131ZM134 257H135V256H134ZM12 258L10 257V260H11ZM100 258H103V257H100ZM100 258H99V259H100ZM104 258H105V257H104ZM106 258H108V257H106ZM132 258H133V257H132ZM200 258H201V257H200ZM239 258H240V257H239ZM2 259H4V258H2ZM73 259H74V258H73ZM76 259H77V258H76ZM0 260H1V257H0ZM6 260H7V259H6ZM10 260H9V262L12 261V260H11V261H10ZM13 260H14V259H13ZM20 260H21V259H20ZM23 260H22V261H19V262H20V263L25 262V260H24V261H23ZM26 260H27V259H26ZM30 260H31V259H30ZM51 260H52V259H51ZM88 260H89V259H88ZM88 260H85V263H86ZM112 260H113V259H112ZM123 260H124V258H123ZM53 261H54V260H53ZM81 261H82V260H81ZM81 261H80V262H81ZM94 261H96V262H94ZM103 261H104V260H103ZM105 261H106V259H105ZM131 261H132V260H131ZM136 261H137V260H136ZM177 261H178V260H177ZM188 261H189V260H188ZM7 262H8V261H7ZM9 262H8V263H9ZM75 262H77V261H75ZM111 262H112V261L110 260V263H111ZM183 262H184V261H183ZM3 263H4V262H3ZM8 263H6V264H8ZM20 263H18V264H20ZM31 263H32V262H31ZM31 263H30V264H31ZM77 263H78V262H77ZM82 263H83V262H82ZM172 263H173V262H172ZM179 263H180V262H179ZM0 264H1V262H0ZM4 264H5V263H4ZM10 264H11V263H10ZM15 264H17V261L15 262ZM23 264H25V263H23ZM78 264H80V263H78ZM91 264H92V263H91ZM104 264H105V263H104ZM107 264H109V262H107ZM132 264H134V263H132Z\"/></svg>","mask_w":264,"mask_h":264}]
</instances>
